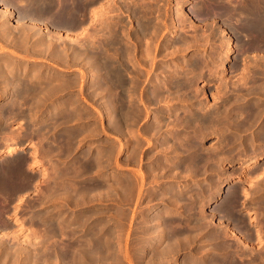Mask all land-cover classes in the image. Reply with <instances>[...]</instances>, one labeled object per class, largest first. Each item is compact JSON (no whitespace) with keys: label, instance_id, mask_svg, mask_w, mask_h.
Returning a JSON list of instances; mask_svg holds the SVG:
<instances>
[{"label":"rangeland","instance_id":"rangeland-1","mask_svg":"<svg viewBox=\"0 0 264 264\" xmlns=\"http://www.w3.org/2000/svg\"><path fill=\"white\" fill-rule=\"evenodd\" d=\"M107 1L108 0H105V1H103V0H98V2L96 1V5L95 4H93L92 5V7H90V9L91 10H93V11H95L96 13L100 10L99 8L101 7V5L103 4V9H105V10H107L106 9V7H109V6H106L105 7V5H110V4H112V9H108V14L106 15H104L105 16V18L103 17V16H101L100 18H96L97 16L96 15H94V16H96L95 18H94V16L92 15L91 17H90V19L96 24V25H94V23L92 22V24H90L91 25V27H92V30H93V27H94V30L95 29H97V28H99L100 27V25H98L97 26V22H98V24L100 23V24H102V23H104V24H102V25H111L110 23H114V25L116 26H114L113 25V23H112V26H110L111 28H114L116 31L115 32H117V31H119L117 34L119 35H123L124 36V38L126 39V37L128 38V39H126V41H127V43H128V45L130 46V47H134V51H135V54H133V61L132 62H134V61H136V62H138V64L140 63V59H143V61H142V63H140V64H145V62H144V57L146 56V54L147 53H149L148 55H150L148 58H150L151 57V55L153 56L154 55V60H152L151 61V59H150V61H149V59H148V63H150V64H147V65H149V67L147 68L148 70H147V72H149V71H151V72H149L148 74H146L145 73V75H144V71L146 70V67H147V65H146V67L145 66H139V67H136V70L138 69V68H140V69H138V70H142V71H139L140 72V74H141V76H139V78H138V81L136 82V91L134 90V91H132V93H131V91H129V90H131V89H128V87L126 88V90H123V92H125V94L123 93L122 94V97L123 98H125L127 101H128V108L126 109L127 111V113H125L124 112V110L122 109V108H124L123 106H125V105H123L122 104V115H121V117L122 118H125L124 120H122V118H121V120H120V122H121V124H126V125H124V127L122 128V125L121 124H119V126L121 125V127H120V129H121V134H118L115 130H114V128H113V126H111L112 124H113V122H112V119H109V115H108V111L106 110V108H107V106H105V105H108V99H107V97H110L111 95L109 94V93H107V92H105L104 90L103 91H100V93L98 92V93H95V94H98V95H95L94 94V92H90V90H87L86 88H87V86H88V84L87 83H85V82H83L84 80H85V77H84V75H83V70H81L80 68H82L83 69V62L84 61H82V59L80 60L79 59V57L77 56V54H78V49H80V48H82V46H83V43H84V41H85V34L86 33H88V30H89V33H92L93 31L89 28V26L87 27V30L86 31H83V30H81V28L79 29V28H77V29H72L71 31L73 32H71L70 33V31H69V33H67V34H69V37H68V35L65 33V32H62V33H58V32H56L55 31V29L53 28H48V31L50 30V31H52L53 30V32H54V39L56 40V41H58L57 42V45H59V44H63L64 45V47H66V49H68V48H77V50L75 51L74 49L73 50H68V58L69 59H71L72 58V56H73V54L75 55L76 54V56H73V57H75V58H72V60L73 61H71L72 63L74 62V64H70L71 62L69 61L68 63V66L67 65H64L63 67H62V65H63V63L61 64V67H58L59 69H60V75L59 76H57V77H54L55 78V80H54V78H53V80H54V82L53 81H51V82H48V83H46L47 85H49V83L52 85V84H54V85H52V87H54V89L52 88L51 90H49L50 92H48V90H46V91H44V96H45V94L46 93H48V94H46V96H48L47 98L46 97H44L43 96V99L41 98L40 99V102H38V107H35L34 109H32V111H34L33 112V115L31 114L30 115V118H35V119H33V120H31V121H33L34 123H33V127H39V126H44V125H46L45 123H47V121H48V119H51V118H54V117H57V116H60L61 114H63L62 115V117L64 118L65 116H66V121L64 122H62V125H63V129L65 130H67V135H68V139L67 140H69V146L71 145V147H70V149H68L69 151L71 150V154L69 155V154H67V152L68 151H66V156L65 157H69L68 158V160H67V158H66V161L65 162H61L63 165H64V167L62 168V169H60V168H58L59 166V164L58 165H54V166H52V167H49V169H47V174L46 175H44L45 177H47L45 180H43V182L42 183H44V184H46L47 186H49V185H51V184H55V183H50V181L52 180V179H54V178H52L54 175H55V172L57 171V172H61L63 169H65V171H66V168L68 167V166H70V165H72V166H70L71 167V169H72V172L71 173H69V174H67L66 172H64V170H63V172L64 173H61V175H62V178H63V183H64V185L66 184V186H64L62 183V186H63V189L65 190V188L67 189L66 191H68V189L70 188V191H73L74 189L75 190H77L78 191V194H79V196L81 197H79V199L81 200V201H83L84 199V201L87 203V205H86V203L83 201V203H85L84 205L85 206H81V205H83V203L78 199L77 201H76V198L75 197H73V201L74 202H78V203H81L80 205L77 203V208H76V204L74 203L73 204V201H70V202H72L71 203V206H72V204H73V208L70 206V203H68L69 202V200H68V194H65V192H64V190H63V192L62 193H64V194H62L61 195V193H60V195L59 194H46L45 196V202L46 203H43L42 204V206H44V208L42 209V212H47L48 211V213H46L45 215H44V217L45 218H43V220H44V224H50L49 226L53 229L54 227V229L56 230V232L58 231V233H56L57 234V236L54 234L53 236H55L56 238L57 237H59V238H53V236H52V238L55 240L56 239V241H54L53 239H50V237L49 236H51V234H52V230H51V228L50 229H48L49 227H47V229L45 228V230H44V232L46 231V232H48V233H46L45 232V234H44V236H43V231L40 229L41 227L40 226H36V228L35 229H32V226H28V228H26V226H25V224H22V225H16V226H14V227H11V228H9V227H6V228H4V229H0V233L3 231V230H5V231H3L2 232V234L0 235V264H33L34 262V264H39V263H43V264H47V261H48V264H58L59 263V261H60V263L61 264H70V263H73L72 262V260H73V258H74V256L76 257V255H78V253L79 252H81V251H83V254H82V252H81V254L82 255H84V254H87V255H85L84 257H85V259H87V260H91V259H93V256H91V254H89L90 253V250H88L89 249V247H88V241H89V246H93V244H95L96 245V243H97V241L96 240H99V241H101V242H99L98 241V243H100V244H98L97 243V245L98 246H100V248H101V251L102 252H104V253H102L103 254V256H105V259H103V260H105V261H107L108 263H110V261H111V263L112 264H136V262H137V260L136 259H138V264H150L151 262V259H152V256H153V254L155 255L156 253L158 254V253H160V251H163V250H166L167 249V242L165 241L164 243H161V244H159V245H156V247L154 248H152V247H150V245H151V238L149 237L148 238V236H147V238H146V236H145V234H144V232L145 231H147V230H145L146 229V223H148L149 221V219L148 218H151L152 216H153V214H155L157 211H159V210H161V208L160 207H164V203L167 201V199H164V196H162L163 195V192L169 187V186H171V185H173V184H176V185H179V187L184 191V195H182V200L186 197V198H189V199H195L196 197L195 196H199V198L200 199H203L204 201L202 202L201 200L199 201V200H192L195 204V206H201L200 204H202V206L204 207H202L203 208V211L205 212H203L204 213V222L206 223V224H204V222H203V224L204 225H202L201 226V229H199L198 227V225H195V224H192L194 221H195V219L194 220H192V221H189V223H187V224H185L186 222H188V221H186L185 220V218H187L188 216H187V212H186V210H185V206L183 205V202L185 203V199L183 200V202H182V200H181V206H180V208L178 209V212L181 210V217H182V219H183V223H182V225H183V227H185V228H183V229H187V227H188V229L187 230H191V228L193 227V233H194V235L192 236V232L191 231H189V233L188 234H190V237H192V238H190V240L193 242L194 240H195V238H197V236L199 237V238H197L193 243L190 241V242H188V243H190L189 244V248L187 247V245H188V243H186V245H184V244H182L181 245V247H178V249H176V250H181L182 251V249H183V251L181 252H178V251H174V252H177V254H175L174 252L172 253V254H175V255H172V256H175V257H171L172 258V260H170L171 258L169 257L168 258V260H170V262L169 261H165L164 263H162L161 261L160 262H157V261H155V260H153V262H154V264H166V262H167V264H206V263H209L210 262V258L213 256H216V254H217V252L219 251V249H221V251H220V253H223V254H221L223 257H228V256H230V255H232L233 253H234V251H236V250H240L239 251V256H240V258L242 259L243 258V260L241 261L242 263H244V264H255V263H257V264H264V259L263 258H259V256L260 257H264V211L262 210V208H264V188L263 187H260L261 186V184L263 183L264 184V157H262V159H260V160H258L256 163H254V164H252V165H250V162L252 161V160H254V158H258V157H261V156H263L264 155V139H261L260 137H258V138H256L255 139V141L253 140L252 142L250 141V138L249 137H251V131L252 130H250V131H247L246 133H245V135L243 134V139L241 140V141H239V139H237V143L236 142H234V141H226L227 139L225 138L224 139V137H225V133H227V135L229 134V133H231V132H233V129H234V131H235V129H237V126L235 127V126H233L234 124H236V123H239V124H236V125H240V124H242V120H243V113H245V112H243V110H246V108L247 109H249L250 110V108L253 110H261L262 109V111L264 112V51H260V53L262 54V55H258V57H257V55H254L253 57H246L245 58V63H244V65H242V67H243V70L241 71V73H240V78L239 79H237L238 81H240V82H238V81H236V82H231V79H233L232 77H228L230 74L229 73H225V61H226V64H228L229 63V58L234 54V53H236V55H238L239 53H240V51H241V49H243L244 48V46H245V44H248L249 42L251 43V41L249 40V37L244 33V31H242L241 30V28L240 27H238V28H240V29H238V31H235V30H237L236 28H237V26H228V25H224L223 24V22H222V20H220V18L219 17H217V16H214V18H212L211 16H209L210 17V19L212 20H210L209 19V17H202V16H198V18H197V20L195 21V17L193 16L192 17V14L190 13V10H189V8H192V6H194V5H197V1L196 2H193V0H179L178 2H177V0H158V2L159 3H154V2H157V0H141V1H143L142 3L144 4V6L147 8L148 7V5L149 6H152V8L150 7V8H147V9H149V10H147V20L149 21V20H152V19H154V20H152V22L151 21H149L150 22V24H152V26H153V24H154V22H155V20H156V22L158 21L159 22V24L158 23H156L155 22V24H154V26L155 27H161L159 30L160 31H158V34L155 36L156 37V40L154 41L153 39L155 38H153L152 40H151V38L150 37H144V38H139L138 37V35H137V33H135V31L136 30H138L137 28H138V25H137V21H135V20H137L138 19V17H136V16H139L138 14L139 13H137V15L136 14H133V12L131 11L138 3H139V0H133V1H131V0H126V5H124V6H122L121 7V4H125V0L123 1V0H109L108 1V3H107ZM120 1H122V2H120ZM128 1V2H127ZM136 1V2H135ZM147 2V4H146V2ZM152 2V3H150L149 4V2ZM180 1H181V3H180ZM183 1V2H182ZM240 2H241V0H239ZM238 1V2H239ZM102 3V4H100V3ZM106 2V3H105ZM239 2V3H240ZM104 3H105V5H104ZM121 3V4H120ZM134 3V4H133ZM135 3H137V4H135ZM178 3H180L179 5H178ZM195 3V4H194ZM120 4V5H119ZM132 4V7L131 6H129V5H131ZM155 4H157V5H155ZM100 5V6H99ZM127 5H128V7H129V9H127L128 7H127ZM176 5H177V7H176ZM156 6V7H155ZM99 7V8H98ZM110 7H111V5H110ZM113 7H115V10H114V8ZM126 9V10H122V9H124V8ZM153 7H155L154 9H153ZM158 7V8H157ZM180 9H179V8ZM93 8V9H92ZM95 8H97V9H99V10H97V9H95ZM118 8V9H117ZM120 8H121V10H120ZM157 8V10L160 12H158L157 10H155ZM160 8V9H159ZM151 9H153V10H151ZM117 10V11H116ZM175 10H177V11H179V12H182V13H180L182 16H184V17H186V19L187 20H185V23H187V24H183V25H180V24H178V23H176L177 22V20H176V22H175V19L174 18H177V17H175ZM150 11V12H149ZM151 11H152V13H151ZM157 11V12H156ZM187 11H189V12H187ZM129 12H131V13H129ZM151 14V16H150V18H149V15ZM157 13H159V14H157ZM162 13V14H161ZM186 13H187V15H186ZM0 14H2V13H0ZM118 14V15H117ZM152 14H154V17H153V15ZM158 16H157V15ZM131 15H133L132 17H131ZM171 15V16H170ZM158 18H157V17ZM161 18H163V19H161ZM192 17V19H190L191 17ZM1 17V16H0ZM14 16L12 15V16H10V18L8 19V20H10L9 22H10V28H11V26H13V28H11V29H13L14 30V28H15V30L14 31H16V32H18V31H20L19 29H17L16 28V24H15V17L13 18ZM99 17V16H98ZM122 17V18H121ZM152 17V18H151ZM201 17H202V19H201ZM95 19V20H93V19ZM108 18H110V19H108ZM134 18V19H133ZM156 18V19H155ZM160 18V19H159ZM217 18V19H216ZM112 20L111 22L110 21H108V20ZM171 19V20H170ZM185 19V18H184ZM96 20H98V21H96ZM104 20H105V22H104ZM119 20V21H118ZM132 20V21H131ZM161 20V21H160ZM164 22H163V21ZM211 22H210V21ZM216 20V21H215ZM96 21V22H95ZM108 21V22H107ZM115 21V22H114ZM117 21V22H116ZM121 21H122V23H121ZM154 21V22H153ZM188 21V22H187ZM193 21V23H192V26H190L191 24H189V22L191 23ZM199 23H198V22ZM208 23H207V22ZM121 24H120V23ZM161 22V23H160ZM170 22H172V24H170V25H168V23H170ZM195 22V23H194ZM202 22V23H201ZM11 23H12V25H11ZM118 23V24H117ZM198 23V24H197ZM156 24H158V25H156ZM161 24H162V26L165 28V30L164 29H162V26H161ZM200 24V25H199ZM203 24V25H202ZM210 25L209 27V29L208 28H206L207 27V25ZM213 24V25H212ZM217 26H216V25ZM221 24V27H219L218 25H220ZM94 25V26H93ZM118 25H121V26H118ZM123 25H125V28H124V26ZM166 25H168V26H166ZM188 27V28H186V26ZM199 25V26H198ZM95 26H97V27H95ZM114 26V27H113ZM172 26L175 28V29H173V30H171L172 29ZM179 26V27H178ZM185 28H184V27ZM194 26V28L195 27H197V29H195L194 31H192L193 30V27ZM204 26H206V27H204ZM226 26V27H225ZM229 28H228V27ZM118 27V28H117ZM121 27H123V28H121ZM135 27V28H134ZM168 27H169V30H168ZM182 27L184 28V30L182 29ZM218 27V30L216 29L215 30V28H217ZM224 27V28H223ZM171 28V29H170ZM178 28V29H177ZM181 28V29H180ZM214 28V29H213ZM219 28H221V29H219ZM227 28H228V31H227ZM232 28V29H231ZM235 30H234V29ZM118 29V30H117ZM125 30L124 32H122V30ZM132 29V30H131ZM136 29V30H135ZM167 29V30H166ZM191 29V30H190ZM204 29V30H203ZM212 29V30H211ZM226 29V31H224ZM18 30V31H17ZM37 30H38V32H41V33H38L37 32ZM77 30V31H76ZM79 30V31H78ZM91 30V31H90ZM176 30V31H175ZM223 30V31H222ZM81 31V32H80ZM84 33H83V32ZM131 31H132V33H131ZM174 33H173V32ZM205 31V32H204ZM208 32V34H207V32ZM214 31H217L215 34L216 35H214ZM221 32V34H220V32ZM229 31H234V32H230L229 33ZM15 32V33H16ZM56 32V33H55ZM80 32V33H79ZM101 31H99V35H101V36H99V43H104L105 41H103V39H105V34H107V31H102L103 32V34H102V32L100 33ZM126 32V33H125ZM133 32H134V34H133ZM161 34H160V33ZM172 32V33H171ZM195 32H197V33H195ZM204 32V34H202ZM225 33V34H222V33ZM237 34H236V33ZM38 33V34H37ZM123 33V34H122ZM206 33V34H205ZM214 35H212V34ZM238 33H239V35H238ZM240 33H243V34H245V35H243V34H240ZM19 34H21V31L19 32ZM25 34H27V35H29L30 34V32H29V34L27 33V31L25 32ZM32 34V33H31ZM30 34V37H31V40L29 41L28 40V42H31L32 41V39L35 37V36H33V34L34 35H36V36H38V35H43L42 34V30L41 29H37L36 28V31H34V33L31 35ZM57 34H59V35H57ZM64 34H65V36H66V38L68 39H71V40H74L75 38L74 37H76V41H74L75 43L76 42H78V43H74L73 41V43H71V41H67V39H66V41H65V36H64ZM82 34V35H81ZM128 34V35H127ZM194 34V35H193ZM200 34V35H199ZM229 34V36L232 38V40H231V43H230V45L229 46H227L228 44L226 43V46H225V42H226V35H228ZM232 34V35H231ZM236 34V35H235ZM56 35H57V37H56ZM71 35V36H70ZM80 35V36H79ZM102 35H104V36H102ZM132 35H134L133 37H132ZM181 35V36H180ZM197 35L199 36V37H197ZM203 35H205L204 37H203ZM215 37V40L213 39V37ZM220 35V36H219ZM221 35H224L225 37H223L222 38V36ZM243 35V36H242ZM2 36V34H0V44L1 45H3L2 43L4 42V39L1 37ZM33 36V37H32ZM58 36H59V39H58ZM78 36V37H77ZM159 36V37H158ZM183 36V37H182ZM191 36H193V38H194V41H192L193 40V38H191ZM234 36V37H233ZM239 36V37H238ZM247 36V37H246ZM82 37V38H81ZM96 37H97V39H96ZM95 38H94V40H96V42L94 41V43L95 44H97V40H98V36H96ZM102 37V38H101ZM180 38V40H179V38ZM202 37V38H201ZM211 37V38H210ZM219 37V38H218ZM237 37V38H236ZM241 37V38H240ZM57 38V39H56ZM61 38V39H60ZM62 38H63V42H62ZM74 38V39H73ZM84 38V41L82 40ZM132 38V39H131ZM135 38H137V39H135ZM147 38V39H146ZM197 38V39H196ZM205 38H207V39H205ZM208 38H209V40L210 41H208ZM220 39V40H218V39ZM245 38V39H244ZM145 39V40H144ZM149 39H150V41H149ZM184 39V40H183ZM186 39H187V41H186ZM206 40V43H205V40ZM222 39V40H221ZM223 39H225V40H223ZM240 41V39H241V41H243V42H241V43H239L238 45H236L235 43L236 42H238V40ZM6 40V39H5ZM102 40V41H101ZM105 40H107V39H105ZM134 41V43H133V41ZM138 40H140V41H138ZM143 40V41H142ZM146 40H148V41H146ZM172 40V41H171ZM181 40H183V41H185V43H182L181 44V42H178V41H181ZM197 40V41H196ZM203 40V41H202ZM244 40H246V41H248V42H246V41H244ZM1 41H2V43H1ZM60 41H61V43H60ZM92 41V42H93ZM136 41H138V42H136ZM213 41V42H212ZM215 41H216V43H215ZM65 42V43H64ZM88 42H90L91 43V41H89L88 40ZM132 42V43H131ZM139 42H140V44H141V46H140V44H139ZM149 42V43H148ZM169 42H171V43H169ZM176 42H178V43H180V44H176ZM193 42V43H192ZM197 42V43H196ZM202 42H204V43H202ZM210 42V43H209ZM212 42V43H211ZM220 44H219V43ZM222 42V43H221ZM246 42V43H245ZM59 43V44H58ZM67 43H69V45H67ZM72 45H71V44ZM144 45H143V44ZM150 43H154V45L153 44H151L150 45ZM162 43V44H161ZM167 43V44H166ZM187 43V44H186ZM188 43H190V44H188ZM201 44V46L199 45V44ZM244 43V44H243ZM65 44H66V46H65ZM139 44V45H138ZM149 44V45H148ZM166 45V47H164L165 45ZM172 44V45H171ZM175 44V45H174ZM183 44H184V46H183ZM208 44V45H207ZM241 44H243V45H241ZM0 45V47H2ZM61 45H59V46H57L58 48H60L61 47ZM62 45V46H63ZM135 45V46H134ZM155 45H157V46H155ZM171 45V46H170ZM177 45V46H176ZM187 45V46H186ZM217 45H218V47H217ZM238 46V47H235V46ZM68 46V47H67ZM76 46V47H75ZM79 46V47H78ZM152 46V47H151ZM160 46H161V48H160ZM169 46V47H168ZM172 46H174V47H172ZM180 46H182V47H180ZM186 46V47H185ZM189 46H190V49H188L189 48ZM193 48H192V47ZM197 46H200V48L198 47L197 48ZM223 46V47H222ZM234 46V47H233ZM243 46V47H242ZM143 47V48H142ZM147 47H148V51H147ZM150 47H151V50H149L150 49ZM155 47H157L156 48V50H155ZM172 47V48H171ZM184 47V48H183ZM221 47H222V49H221ZM240 47V48H239ZM7 48H9V49H12V48H10V47H7ZM7 48H5L4 50H0L1 52V54H0V57H9V54L7 53V52H10L11 50H9V49H7ZM139 48V49H138ZM164 48V49H163ZM177 48H179V49H183V52H182V50H180V51H178L179 49H177ZM227 48V49H226ZM229 48V49H228ZM136 49V50H135ZM145 51V53L143 52V50ZM175 49H176V54L173 52V51H175ZM184 49H188L187 51L185 50L184 51ZM217 49H219V50H217ZM153 50V51H152ZM227 50H228V53H227ZM230 50V51H229ZM237 52H236V51ZM6 51V53H4V52ZM12 51H13V49H12ZM67 51V50H66ZM75 51V52H74ZM81 50H79V52H80ZM136 51H138V53L136 52ZM141 53H140V52ZM147 51V52H146ZM218 52L217 54L215 53V52ZM220 51V52H219ZM224 51V52H223ZM234 51V52H233ZM16 52H19L20 54L18 55V57H9V60L10 59H12V60H10V61H13L14 60V63H16V61H20V59H18V58H23V59H26V58H28V56H29V59H30V57L32 58L33 56H35L34 58H32V59H26V62L25 63H28L29 64V66H31V65H33L34 64V61H35V63H44V61H41V60H43L44 58H42V59H40L41 57H42V55H40L41 57H39V56H36L37 54H29L27 57L25 56H23V57H19L20 55H21V51H16ZM74 52V53H73ZM77 52V53H76ZM152 54H151V53ZM153 52H155L154 54H153ZM159 54H158V53ZM170 52H172V53H170ZM209 52V53H208ZM71 53H73V54H71ZM81 53V52H80ZM79 53V54H80ZM137 53V54H136ZM212 53L214 54V56H212ZM225 53L227 54V55H225ZM3 54V56H1ZM5 54H6V56H5ZM163 54V55H162ZM165 54V55H164ZM208 56H207V55ZM224 54V55H223ZM22 55H23V53H22ZM70 55H72L71 57H70ZM140 55V56H139ZM160 56V58L161 59H159V57L158 56ZM166 55H168V56H166ZM170 55H171V57L172 58H170ZM220 55V56H219ZM222 55L224 56V57H222ZM136 56L138 57L139 56V60H138V58H136ZM167 58H166V57ZM203 56V57H202ZM260 56V57H259ZM262 56H263V58H262ZM37 57V58H36ZM39 57V58H38ZM142 57V58H141ZM158 57V58H157ZM197 58V59H194V58ZM207 57V58H206ZM222 57V58H221ZM239 56H237V57H235V60H236V58H238ZM37 60H36V59ZM46 58H48V57H46ZM135 58H136V60H135ZM152 58V57H151ZM157 58V59H156ZM163 58V59H162ZM204 58H205V60H204ZM209 58V59H208ZM219 58H221V59H219ZM261 60H260V59ZM17 59V60H16ZM33 59H35V60H33ZM40 59V60H39ZM156 59V60H155ZM203 59V60H202ZM216 61V62H214V60ZM224 59V60H223ZM77 62H76V61ZM157 60H159V61H157ZM163 60V61H162ZM202 60V61H201ZM207 60V61H206ZM213 60V61H212ZM247 60V61H246ZM258 60V61H257ZM3 60L0 58V62H2ZM32 61V62H31ZM38 61H40V62H38ZM194 61H196V62H194ZM198 61V62H197ZM200 61V62H199ZM220 61V62H219ZM4 62V61H3ZM22 62V61H21ZM30 62V63H29ZM75 62H76V64H75ZM81 62V63H80ZM191 62H193L192 64H191ZM205 64H204V63ZM214 62V63H213ZM217 62H219V63H217ZM252 62H254V63H252ZM23 63V66L22 67H20V72H22L23 71V67H24V62H22ZM49 63H51L53 66H54V64L52 63V62H49ZM83 63V64H82ZM158 65H157V64ZM177 63V64H176ZM203 63V65H201V68H200V64H202ZM209 65H208V64ZM212 63H213V65H212ZM247 63V64H246ZM8 64H11L10 62L8 63ZM139 64V65H140ZM156 64V65H155ZM188 64V65H187ZM198 64H199V66H198ZM207 64V65H206ZM215 64H216V66H215ZM218 64V65H217ZM70 65V66H69ZM154 65V66H153ZM197 65V66H196ZM205 65H206V67H205ZM72 66V67H71ZM76 66V67H75ZM172 66V67H171ZM177 66V67H176ZM189 66H190V68H189ZM194 66H196V68L194 67ZM209 68H208V67ZM214 67V68H212V67ZM222 66V67H221ZM246 66V67H245ZM248 66V67H247ZM80 67V68H79ZM157 67H158V69H157ZM171 67V68H170ZM180 67V68H179ZM182 67V68H181ZM192 67V68H191ZM256 67V68H255ZM22 68V69H21ZM66 68V69H65ZM145 68V69H144ZM150 68L152 69V70H150ZM164 68V69H163ZM166 68H168V71H167V69ZM174 68H176V72L177 73H179L180 74V78H182V79H184L183 77H185V79L184 80H189V82H192L191 80H193V82H194V84H193V82H192V84H193V86H194V88H193V86L192 87H190L189 89H188V94H189V96L188 95H186L187 93H183V94H181V92L180 91H177L176 89H174V90H176V91H174L173 89H172V87H173V84H172V81L174 80V78L173 77H176L177 75V73L176 72H174L175 70H174ZM178 68V69H177ZM185 68V69H184ZM207 70H210V71H207L206 72V69ZM220 68H221V70H220ZM245 68V69H244ZM251 68V69H250ZM55 69V68H54ZM62 69V70H61ZM65 69V70H64ZM144 69V70H143ZM161 69H163V70H161ZM195 69V70H194ZM198 69V70H197ZM204 69V70H203ZM213 70V72H212V70ZM218 69V70H217ZM34 70H36V69H31V73L29 72V74H32V73H36ZM63 70H64V72H63ZM157 70V71H156ZM159 70H161V72L159 71ZM164 70H166V71H164ZM191 70V71H190ZM200 70V71H199ZM244 70H246V71H244ZM32 71H34V72H32ZM164 73H163V72ZM171 73H170V72ZM204 71V72H203ZM257 71V72H256ZM63 72V73H62ZM142 72V73H141ZM146 72V71H145ZM153 72V73H152ZM167 72V73H166ZM181 72V73H180ZM190 72H192V73H190ZM195 72V73H194ZM197 72V73H196ZM198 72H202V74L203 75H201L202 77L205 75V76H207V74H209V75H213V76H208V77H200V74L199 75H196V74H198ZM212 72V73H211ZM221 72V73H220ZM247 72H249V73H247ZM41 73H43L44 74V71H42ZM127 73V72H126ZM154 73H157V74H154ZM159 73V74H158ZM173 73V74H172ZM205 73V74H204ZM211 73V74H210ZM255 73V74H254ZM82 76V78H81V76ZM135 73H133L132 75H134ZM154 74V75H153ZM162 74H165L164 76L162 75ZM167 74V75H166ZM169 74H170V77H169ZM185 74H187V76L185 75ZM194 74V75H193ZM243 74H244V76H243ZM64 75V76H63ZM147 75L149 76V77H147ZM157 75V76H156ZM175 75V76H174ZM182 75H183V77H182ZM251 75V76H250ZM67 76V77H66ZM80 76V77H79ZM142 76H145V77H142ZM151 76H153L152 77V80H150L151 79ZM156 78H155V77ZM172 76V77H171ZM190 76V77H189ZM192 76V77H191ZM199 76V77H198ZM224 76V77H223ZM242 76H243V78H242ZM62 77V78H61ZM74 77H77V78H75V80H76V82H75V80L73 79ZM79 77V78H78ZM142 77V78H141ZM159 77V78H158ZM165 77V78H164ZM187 77V78H186ZM188 77H189V79H188ZM194 77V78H193ZM56 78H60V83L61 84H59L60 85V87L58 88V84H56L57 82H58V79L56 80ZM72 78V79H71ZM128 78H133V80H135V78L134 77H128ZM147 78V79H146ZM154 78L155 79H158L159 81H158V83H157V85H156V88H155V90L156 91H160L161 90V95H160V93H158V92H156L155 90H154V87L152 86L153 84H154ZM161 78V79H160ZM205 78V79H204ZM218 78V79H217ZM221 78V79H220ZM224 78V79H223ZM260 78V79H259ZM62 79V80H61ZM69 79L71 80V81H73V83H75V85L73 84V83H68V82H71V81H69ZM82 79H83V81H82ZM143 79V81H141ZM167 79H168V81H170V82H168V83H166L165 84V82H167ZM214 79L216 80V82L214 81ZM243 79V80H242ZM247 79V80H246ZM63 80H65V81H63ZM68 82H67V81ZM81 80V81H80ZM163 80V81H162ZM202 80V81H201ZM220 80L222 81H224V83H223V81L222 82H220ZM247 82V84H245L246 82ZM57 81V82H56ZM62 81H63V83H62ZM77 81H79V82H77ZM139 81H141V83H139ZM149 81H150V84H149ZM205 81V82H204ZM220 83H219V82ZM228 81H229V84H227L228 83ZM253 81H255V82H253ZM262 81V82H261ZM165 84H163V83ZM238 82V83H237ZM251 82H253L252 84H251ZM59 83V82H58ZM64 83H65V85H68L67 87L64 85ZM147 83V84H146ZM152 83V84H151ZM208 83V84H207ZM222 83V84H221ZM233 83H234V85H236V88H234V85H233ZM236 83V84H235ZM243 83L245 84V85H243ZM249 83V84H248ZM74 85V87H73V85ZM77 84H78V86H77ZM147 86V87H145V85ZM160 84H162L161 86H159ZM191 84V85H192ZM219 84H221L222 86H220ZM224 84H226V85H224ZM238 84V85H237ZM240 84V85H239ZM255 85V86H251V87H249V86H247V85ZM57 85V86H56ZM72 85V88L70 87ZM139 85V86H138ZM214 85H218L219 87H217V88H214L213 86ZM63 86V87H62ZM64 86H65V88L66 89H64ZM83 87V88H80V87ZM138 86V87H137ZM161 87V88H159L158 89V87ZM227 86V87H226ZM246 88V91L247 92H249V94H250V96H248L247 97V95H249L246 91H244L245 89H244V87ZM0 87L2 88V86H1V84H0ZM105 87V86H104ZM104 87H102V88H104ZM140 87H141V90H139L140 89ZM163 87V88H162ZM165 87V88H164ZM171 87V88H170ZM221 87V88H220ZM222 87H223V89H222ZM224 87H225V90H224ZM242 87V88H241ZM57 88V89H56ZM63 88V89H62ZM137 88H139V89H137ZM146 88V89H145ZM191 88L192 89H195L196 90V88H197V90L199 89V90H201V91H193V90H191ZM219 88H220V90H219ZM226 88H228V89H230V91L228 90V92H227V89ZM238 88H240V90L242 89H244L243 91H240ZM254 88V89H253ZM263 88V89H262ZM59 89V90H58ZM70 89V90H69ZM72 89V90H71ZM81 89V91H79ZM87 91H86V90ZM128 89V90H127ZM152 89V90H151ZM165 89H167V90H165ZM170 89V90H169ZM173 91H172V90ZM223 91H222V90ZM234 89V90H233ZM54 90H56V92L54 91ZM58 90V91H57ZM65 92H64V91ZM84 90H85V92H84ZM137 90H139L138 92L140 93H138L137 92ZM151 90V91H150ZM153 90L155 91V92H153ZM164 90V91H163ZM231 90H233L232 92H231ZM239 90V91H238ZM251 90H253V91H251ZM54 91V92H53ZM61 91V92H60ZM83 91V92H82ZM99 91V90H98ZM128 91V92H127ZM148 92V94H149V96H148V94H147V92ZM167 91V92H166ZM169 91H170V93H169ZM191 91V93H189ZM225 91V92H224ZM238 91V92H237ZM251 91V92H250ZM258 91H259V93H258ZM63 92V93H62ZM88 92V93H87ZM96 92H97V90H96ZM146 94H145V93ZM152 92V93H151ZM165 94V96H164V94ZM179 92H180V94H179ZM193 92L196 94L195 96H194V94H193ZM197 92H199V93H197ZM201 92V93H200ZM203 92V93H202ZM204 92H205V94H204ZM218 92H220L219 94H218ZM238 93V95L236 96V94ZM256 92V93H255ZM4 92H3V88H2V92H1V89H0V106H2L3 104L2 103H4L5 101H6V99H5V97L3 96V95H1V94H3ZM56 93V95H54ZM57 93H58V95H57ZM77 93H79V94H77ZM80 93H81V95H80ZM85 93V94H84ZM92 93V94H91ZM101 93H102V95H101ZM127 93H129L128 95L129 96H132V95H134V96H132V97H129L128 95H127ZM157 93V94H156ZM169 93V94H168ZM174 93V94H173ZM177 93V94H176ZM225 93H228V94H225ZM231 93H232V95H231ZM239 93H242V94H244V95H240L239 96ZM247 93V94H246ZM254 93V94H253ZM54 95L56 98H57V100H56V98L54 97V96H51V95ZM65 94V95H64ZM76 94V95H75ZM91 96H90V95ZM143 94H145L144 95V99H143ZM157 96H156V95ZM160 95V97H162V98H160L159 97V95ZM169 96H168V95ZM178 94H179V96H178ZM193 96H192V95ZM214 94V95H213ZM218 95V96H216V95ZM221 94V95H220ZM228 97H226L225 95ZM253 94V95H252ZM258 94V95H257ZM260 94V95H259ZM50 95V96H49ZM67 95H68V97H67ZM92 95H93V97H94V95H95V97L94 98H91L92 97ZM101 95V96H100ZM103 95H105V96H103ZM109 95V96H108ZM135 95H139V96H135ZM151 95V96H150ZM173 95V96H172ZM176 95H177V97H176ZM199 95V96H198ZM202 95H204L203 97H202ZM252 95V96H251ZM260 96V97H256V96ZM61 96V97H60ZM75 96V97H74ZM78 96V97H77ZM83 96H85V97H83ZM88 96H90V97H88ZM107 96V97H106ZM125 96V97H124ZM148 98H147V97ZM156 96V97H155ZM172 96V97H171ZM187 96V97H186ZM196 96H198V97H196ZM206 96V97H205ZM221 96H223V97H221ZM233 96V97H232ZM235 96V97H234ZM242 96V97H241ZM55 99H53V98ZM77 97V98H76ZM87 97V98H86ZM135 97H139V100H137V99H135ZM150 97H152V98H150ZM154 97V98H153ZM158 97H159V99H158ZM166 97V98H165ZM169 97V98H168ZM174 97V98H173ZM206 99H205V98ZM238 97V98H237ZM240 97V98H239ZM263 97V98H262ZM52 98V99H51ZM66 98V100H70V102H66L64 99ZM71 98H74L73 100H72V102H71ZM98 98V99H97ZM102 98V99H101ZM128 98V99H127ZM134 98V99H133ZM150 98V99H149ZM168 98V99H167ZM183 98H185V99H188V100H185L184 101V99ZM191 98V99H190ZM231 98V99H230ZM236 98V99H235ZM256 98V99H255ZM262 98V99H261ZM51 101H53V102H51V105L53 106V108H51V109H47L46 108V106L45 105H48V102H50L49 100ZM63 99V100H62ZM75 99H77V100H75ZM80 99V100H79ZM124 99V100H125ZM129 99H131V103H129ZM147 99H149V100H151V99H154V100H151V101H149V100H147ZM157 99V100H156ZM162 99V100H161ZM163 99H165V100H163ZM170 99H172V100H170ZM190 99V100H189ZM195 101H194V100ZM220 99V100H219ZM258 99V100H257ZM260 99H261V101H260ZM42 100V101H41ZM48 100V101H47ZM76 102H75V101ZM78 100H79V102H78ZM105 100V101H104ZM125 100V104L127 105V101ZM136 100H137V102L139 103V101L141 100V104L139 105L137 102H136ZM146 100V101H145ZM158 100H160L158 103H160V104H158L157 103V101ZM166 100H168L167 102H166ZM169 100L170 101H172V103L170 104V102H169ZM179 100V101H178ZM197 100H200V101H197ZM230 100V101H229ZM234 100V101H233ZM243 101V103H242V101ZM82 101V102H81ZM84 101V102H83ZM134 101V102H133ZM147 101H148V103H147ZM155 103H157L158 105H156V104H154V102ZM181 101H182V103H181ZM187 101H189V102H187ZM202 101H203V103H202ZM241 101V103H239L238 104V102H240ZM247 101V102H246ZM251 101V102H250ZM263 101V102H262ZM56 102V103H55ZM59 102V103H58ZM62 102V103H61ZM63 102H66V105H65V103H63ZM74 102V103H73ZM136 102V105L138 106V108H137V106H135V103ZM144 102H146L145 104H144ZM152 102H153V104H152ZM163 102V104H161ZM166 102V103H165ZM174 102V103H173ZM180 102V103H179ZM183 102H184V104H183ZM186 102H187V104H186ZM199 102V104H197ZM226 102V103H225ZM236 102V103H235ZM250 102V103H249ZM254 102H257L256 104L254 103ZM74 105H73V104ZM75 103H77V104H75ZM82 103V104H81ZM85 103V104H84ZM165 103V104H164ZM168 103V104H167ZM202 103V104H201ZM247 103L248 104H250V106H251V104H252V106H254L253 108H252V106L251 107H247V106H249V105H247ZM254 103V104H253ZM259 103H261V104H259ZM37 104V103H36ZM61 107H59L58 105ZM62 104H64V105H62ZM67 104H68V106H67ZM69 104H71L70 106H69ZM104 104V105H103ZM134 104V106H132ZM144 104V105H143ZM150 104H152L151 106H148V107H154V108H156V109H154V108H148L147 107V105H150ZM238 104V105H237ZM55 105V106H54ZM78 105V106H77ZM79 105H81V106H79ZM103 105V106H102ZM129 105H131V106H129ZM162 105V106H161ZM171 105V106H170ZM196 105V106H195ZM204 105V106H203ZM222 105V106H221ZM256 105V106H255ZM259 105V106H258ZM44 106V107H43ZM57 106V107H56ZM63 106H66V107H63ZM72 106V107H71ZM176 106H177V108H176ZM200 106V107H199ZM57 108L56 110H55V108ZM77 107H78V109H77ZM85 107V108H84ZM105 107V110H103V108ZM142 107V108H141ZM148 109H147V108ZM175 107V108H174ZM179 107L181 108V109H179ZM186 107V108H185ZM197 107V109H195V108ZM199 107V108H198ZM241 107V108H240ZM245 107V108H244ZM260 107H261V109H260ZM59 108V109H58ZM66 108V111H68V112H66L64 109ZM79 108H80V111H79ZM136 110H135V109ZM166 108V109H165ZM174 108V109H173ZM188 108V109H187ZM202 108V109H201ZM204 108V109H203ZM206 108V109H205ZM208 108V109H207ZM243 108V109H242ZM45 109V110H44ZM46 109H47V111H46ZM72 109V110H71ZM76 109V110H75ZM83 109V110H82ZM134 109V110H133ZM144 109V110H143ZM146 109H147V112H146ZM154 109V110H153ZM160 109H163V110H160ZM176 109V110H175ZM187 109V110H186ZM197 110V111H194V110ZM231 109V110H230ZM238 109H240V112H236V111H238ZM242 109V110H241ZM43 110V111H42ZM64 110V111H63ZM71 110V111H70ZM74 110V111H73ZM78 110V112H77V114L76 113H74L75 111H77ZM162 111L161 113H160V111ZM175 112H174V111ZM185 110H186V113H185ZM200 112H199V111ZM204 111V113H203V111ZM213 111V113L211 112V111ZM219 114L220 113V115H218L215 111ZM236 110V111H235ZM40 111H41V113H40ZM70 111V112H69ZM73 111V112H72ZM89 111V112H88ZM107 111V112H106ZM155 111V112H154ZM173 111V112H172ZM177 111V112H176ZM179 111V112H178ZM193 112V114H192V112ZM219 111H222V112H219ZM52 114H51V113ZM54 112V113H53ZM60 112V114H58ZM84 112V113H83ZM87 112V113H86ZM124 112V113H123ZM129 112V113H128ZM139 112V113H138ZM144 112H146L145 114H144ZM157 112H159V114L157 115ZM163 112H166V113H163ZM170 112V113H169ZM233 112H235L234 114H231V113H233ZM40 113V114H39ZM48 113V114H47ZM70 113H73V114H75V115H72V114H70ZM132 113V114H131ZM190 113L195 117L196 115L198 116V114H200L199 116H201L202 114H206V115H211V114H213V115H211V118H213L212 120H215V118H216V116H217V118L218 119H216L215 121H214V124L216 125V123L217 122H219L220 120V122L219 123H217V125H216V128H215V126H213L215 129H213L212 128V132H207V131H204V129H202L201 128V125H200V123L198 122V121H196V122H193V116L192 115H190ZM202 113V114H201ZM216 113V114H215ZM70 114V115H69ZM101 114V115H100ZM123 114H125V115H123ZM129 114V115H128ZM133 114H135V115H133ZM144 116H142V115ZM154 114V115H153ZM156 114V115H155ZM161 114V115H160ZM185 114H187V115H185ZM231 114V115H230ZM241 116H240V115ZM243 114V115H242ZM47 115L49 116V117H47ZM54 117H53V116ZM127 115H128V117H131V119H128V117H127ZM138 115V116H137ZM140 115L142 116V117H140ZM148 115V116H147ZM153 115V117L151 118V116ZM160 115V116H159ZM178 115V116H177ZM216 115V116H215ZM229 115H230V117H229ZM234 115V116H233ZM38 116V117H37ZM69 116H70V118H69ZM72 116H74V117H72ZM107 116H108V118H107ZM161 116H162V118L164 117V119H162L161 118ZM172 117V118H167V117ZM173 116L174 117H176V118H173ZM190 118H189V117ZM213 116V117H212ZM215 116V117H214ZM221 116V117H220ZM223 116V117H222ZM240 116V117H239ZM243 116V117H242ZM37 117V118H36ZM44 117V118H43ZM72 117V118H71ZM76 117V118H75ZM79 117V118H78ZM138 117H140V118H138ZM156 119H155V118ZM179 117V118H178ZM184 119H183V118ZM225 117H227V118H225ZM235 117V118H234ZM238 117V118H237ZM39 118H40V120H39ZM48 118V119H47ZM142 118V119H141ZM148 118V119H147ZM158 118V119H157ZM160 118V119H159ZM178 118V119H177ZM192 118V119H191ZM219 118H220V120H219ZM45 119V120H44ZM55 119V118H54ZM87 119V120H86ZM135 119V120H134ZM137 119H139V121L137 120ZM145 119V120H144ZM154 119V120H153ZM188 121H187V120ZM226 119V120H225ZM228 119V120H227ZM234 119H236V120H234ZM240 119H242V120H240ZM75 120V121H74ZM128 120H131V121H129L128 122ZM156 120V121H155ZM159 120V121H158ZM165 122H167V123H169V124H167V123H165ZM177 120H181L182 121V123H183V125H182V123H181V121H180V123L177 121ZM224 120V121H223ZM231 120V122H229ZM232 120H234V122L232 121ZM54 121V120H53ZM109 121H111L112 123H110ZM133 121V122H132ZM162 121V122H161ZM178 122V123H176V122ZM189 122L190 123V125L189 124H187V123H185V122ZM195 121V120H194ZM217 121V122H216ZM228 121V122H227ZM236 121V122H235ZM108 122V123H107ZM123 122V123H122ZM139 122V123H138ZM224 122H227V123H224ZM233 122V123H232ZM241 122V123H240ZM75 125H74V124ZM134 123V124H133ZM135 123H137V124H135ZM151 123V124H150ZM154 123V124H153ZM160 123V124H159ZM162 123V124H161ZM185 123V124H184ZM196 123H198L197 125H196ZM222 123V124H221ZM223 123H224V126H226L225 128H227V129H229L228 130V132L224 129V126H223ZM229 123V124H228ZM38 124V125H37ZM129 124V125H128ZM132 124H133V126H132ZM147 124V125H146ZM149 124V125H148ZM164 124H165V127H164ZM191 124H193V126L191 125ZM228 124V125H227ZM18 125H20L19 123H15L14 125H11V124H9L8 125V132H9V128L11 127V126H15V127H17ZM109 125V126H108ZM152 125H155V126H152ZM161 125H163V126H161ZM168 125V126H167ZM172 125H174V126H172ZM177 125V126H176ZM198 126V129H201V130H198L197 129V127L196 126ZM200 125V126H199ZM232 125V126H231ZM110 126H111V128H110ZM126 126V127H125ZM146 126V127H145ZM158 126V127H157ZM172 126V127H171ZM191 128H190V127ZM195 126V127H194ZM228 126V127H227ZM230 126V127H229ZM28 128H29V124H28V126H27ZM153 127H157V128H159L160 129V133H158V135L157 134H155V135H151V134H149V132H148V129L147 128H153ZM161 127H163V128H161ZM168 127H170V129L168 128ZM173 127H175V128H173ZM177 127V128H176ZM219 127V128H218ZM223 127V128H222ZM234 127V128H233ZM14 128V127H13ZM111 130H110V129ZM129 128V129H128ZM133 128V129H132ZM144 128V129H143ZM183 128V129H182ZM190 130H192V131H194L195 133L193 134V132H191L190 134H187L188 132H189V129ZM233 128V129H232ZM86 129V130H85ZM123 129H125V131L126 132H124V130ZM161 129H163V130H161ZM166 129V130H165ZM169 129V130H168ZM222 129V130H221ZM230 129H232V130H230ZM114 130V132H116V134L114 133H112L111 131H113ZM181 130V131H180ZM221 132H220V131ZM75 131V132H74ZM188 131V132H187ZM201 131H202V134H201ZM204 131V132H203ZM214 131H217L216 133H214ZM222 131H226L225 133H223ZM231 131V132H230ZM256 131H257V128L255 129V130H253V133H256ZM7 132V131H6ZM129 132H131V133H129ZM135 132V136L132 134V133H134ZM169 132V133H168ZM177 132V133H176ZM187 132V133H186ZM200 132V133H199ZM219 132V133H218ZM11 133L13 134V132H9L8 134L9 135H11ZM125 133H127V134H125V137L123 136ZM129 133V134H128ZM165 133V134H164ZM176 133V134H175ZM179 133H180V135H179ZM183 135H182V134ZM221 133V134H220ZM123 134V135H122ZM164 135L163 137L161 136V135ZM168 134H169V136H170V138L168 137ZM171 134V135H170ZM186 134H187V136H186ZM217 134V135H216ZM127 135V136H126ZM136 135H137V138L138 139H135L136 138ZM143 135V136H142ZM182 135V138L184 139L185 138V140H182V138L180 137ZM195 137H194V136ZM198 135V136H197ZM250 135V136H249ZM129 136V137H128ZM131 136H132V138H131ZM173 136H174V139H173ZM175 136H178V138L177 137H175ZM219 136H222L221 138L219 137ZM11 137H12V135H11ZM115 137H117V138H115ZM122 137V138H121ZM165 137H167V142L165 143ZM188 137H190L191 139L189 140V142H191L192 143V146H193V151L191 152V155H190V157H193L194 155H195V151H196V153L197 152H199V151H201V150H206V151H209L211 154H213L214 156L212 157V164L214 163V165L212 166V164H211V168L212 169H207V170H205L204 168H203V170H202V165H198V166H200V167H198V168H194V166H192V164L189 166V168H188V164H189V161H187V153H186V151L184 150V148L187 146V144L189 143L188 141L186 142V139L188 138ZM220 139H219V138ZM13 139L15 138L14 136L12 137ZM129 138V140H131V143H129V141L127 142V143H129V144H127L126 145V141H127V139ZM134 138V139H133ZM140 138V139H139ZM162 138V139H161ZM171 138H172V140H171ZM200 138V139H199ZM202 138V139H201ZM238 138V137H237ZM9 139V138H8ZM123 139V140H122ZM225 141H224V140ZM246 139V140H245ZM249 139V140H248ZM258 139V140H257ZM147 140H149V141H147ZM161 140H163L164 141V143H165V145L163 144V143H161ZM199 140V142L202 140V142L201 143H198L197 141ZM245 142H244V141ZM257 140V141H256ZM263 142H262V141ZM185 141V142H184ZM220 141H222V142H220ZM249 141V142H248ZM52 143L54 142V143H56V141H54V140H52L51 141ZM50 142V143H51ZM149 142H151V143H149ZM154 142V143H153ZM155 142H157V143H155ZM160 142V143H159ZM194 142H195V145H194ZM225 142V143H224ZM240 142V143H239ZM246 142H248V143H246ZM259 142H261V143H259ZM49 143V142H48ZM118 143V144H117ZM177 143H178V145H177ZM179 143H182V144H180L179 145ZM185 143V144H184ZM226 143H230L229 145L228 144H226ZM236 143V144H235ZM251 143V144H250ZM254 143V144H253ZM257 143H259V146L257 145ZM67 144H68V141H67ZM124 144H125V146H124ZM150 144V145H149ZM153 144V145H152ZM155 144V145H154ZM199 144H201L200 146H199ZM220 144V147L218 146ZM151 145H152V147H151ZM157 145V146H156ZM176 146V147H181L180 149H179V153H180V159H179V161H177V163L175 164L176 166H174L173 168H171V166L169 167V166H167V164L165 165L162 161L165 159H167L168 158V156H170V155H172V153L170 152V147L171 146ZM225 145V146H224ZM226 145H228V146H226ZM239 145H240V147H239ZM241 145H246V146H241ZM253 145H254V147H253ZM262 145H263V148H262ZM119 146V147H118ZM123 146V147H122ZM129 146H132V147H129ZM167 146V147H166ZM231 146V147H230ZM247 146H248V149H247ZM251 146V147H250ZM257 146V147H256ZM73 147H75L74 149H73ZM91 147V148H90ZM220 149H219V148ZM228 147V148H227ZM232 147H234V148H232ZM246 147V148H245ZM253 147V148H252ZM61 148V147H60ZM88 150H87V149ZM127 148V149H126ZM152 148V149H151ZM162 148H165V151H161L162 150ZM169 150H168V149ZM206 148V149H205ZM218 148V149H217ZM222 148V149H221ZM242 148L245 150H243L242 151ZM4 150L6 149V148H3ZM3 149H0V151H2ZM73 149V150H72ZM86 149V150H85ZM90 149V150H89ZM198 149V150H197ZM215 149V151H213ZM217 149V150H216ZM230 149V150H229ZM250 149V150H249ZM253 149V150H252ZM3 150V151H4ZM8 150V149H7ZM36 150V149H35ZM66 150H67V148H66ZM75 150V151H74ZM93 150V151H92ZM100 152H99V151ZM118 150V152H117V154H116V151ZM120 150V151H119ZM126 150V151H125ZM127 150H128V152H127ZM238 150V151H237ZM246 150H247V152H246ZM251 150L253 151L252 153H251ZM64 151V150H63ZM85 151V152H84ZM90 151V152H89ZM96 151H98V152H96ZM107 151V152H106ZM125 151V152H124ZM149 151V152H148ZM158 151V152H157ZM240 151V152H239ZM255 151V152H254ZM258 151V152H257ZM87 152V153H86ZM98 153V154H96L95 155V153ZM217 152V153H216ZM220 154H219V153ZM244 152V153H243ZM257 152V153H256ZM69 153V152H68ZM80 153V154H79ZM84 153H86V156L87 157H84ZM90 153V154H89ZM232 153V154H231ZM95 156H94V155ZM116 154V155H115ZM227 154H229L228 156H226L225 157V155H227ZM240 154H241V156H240ZM250 154H252V156L250 155ZM69 155V156H68ZM92 155L94 156V158L92 157ZM97 155H99V156H97ZM142 155V156H141ZM219 155H221V157L219 156ZM250 155V156H249ZM73 156V157H72ZM75 156H76V158H75ZM81 156V157H80ZM155 156V157H154ZM184 156V157H183ZM224 156V157H223ZM245 156V157H244ZM83 160V159H88V160H92L93 162H94V164L96 165L93 169H91V170H89L88 172H86V173H84V174H82L81 172H82V168L81 167H79V166H81V164L80 165H78L79 163H82V160L80 161V158ZM97 159H96V158ZM99 157V158H98ZM116 157V158H115ZM148 157V158H147ZM153 157H154V159H153ZM166 157V158H165ZM228 157V158H227ZM79 158V159H78ZM161 158V159H160ZM217 158H219V159H217ZM73 160L74 159V162L73 161H71V160ZM77 159V160H76ZM100 159V160H99ZM134 159V160H133ZM140 159V160H139ZM186 159V161H184ZM216 159V160H215ZM252 159V160H251ZM127 160H128V162H127ZM214 160L216 161V162H214ZM225 160V161H224ZM69 161L72 163V164H70L69 163ZM76 161H78V162H76ZM97 161V162H96ZM115 161V162H114ZM117 161V162H116ZM151 161V162H150ZM153 161V162H152ZM154 161H156L155 163H154ZM161 161V162H160ZM29 162V161H28ZM27 162V164H29ZM96 162V163H95ZM112 162H113V164H112ZM125 162V163H124ZM34 163L35 164H32V166L31 165H28V167H30L31 169H30V172H33L35 169H37V168H39L40 169V166H35V165H37L38 164V162L37 161H35L34 160ZM55 163H57V162H55ZM76 164V165H74V164ZM118 163V164H117ZM150 163V164H149ZM160 163H163L162 165L160 164ZM180 163V165H178ZM216 163V164H215ZM219 163V165H220V168H218L219 167V165L217 166V164ZM61 164V165H62ZM66 164V165H65ZM98 164V165H97ZM117 166H116V165ZM126 164H127V166H126ZM152 164V165H151ZM112 165H114L115 167L113 168V166ZM65 166H67V167H65ZM126 166V167H125ZM215 166V169H213V167ZM35 167V168H34ZM54 167H56V169L54 168ZM76 167V168H75ZM105 167V168H104ZM111 167V168H110ZM120 169H119V168ZM140 167H142V168H140ZM148 167H149V171H148ZM257 167H259L258 169V172H257ZM58 168V169H57ZM108 168H110V169H108ZM115 168H117V169H115ZM254 168H256L255 169V171H253V169ZM140 169H141V171H140ZM195 169V170H194ZM219 169V170H218ZM54 171V172H51V171ZM56 170V171H55ZM60 170V171H59ZM106 170V171H105ZM123 170V171H122ZM126 170V171H125ZM147 170V171H146ZM188 170H191L192 172V174H190V178H188V177H186L185 175L187 174L186 173V171H188ZM201 170V171H200ZM212 170V171H211ZM215 170V171H214ZM217 170V171H216ZM104 171V172H103ZM113 171V172H112ZM120 171V172H119ZM131 171H136V172H138V173H134L135 175H133L132 173H131ZM142 171H143V173H142ZM145 171L148 173H145ZM151 171H153V172H151ZM159 171V172H158ZM161 171V172H160ZM214 172V173H212L211 174V172ZM151 172V173H150ZM254 174H253V173ZM52 173V174H51ZM78 173H80V174H78ZM89 175H88V174ZM97 173V174H96ZM100 173V174H99ZM128 173H131V175H129ZM145 173V174H144ZM168 173V174H167ZM171 175H170V174ZM256 173V174H255ZM49 174H51V175H49ZM64 174V175H63ZM95 174V175H94ZM117 174V175H116ZM136 174H137V176H136ZM151 174V175H150ZM152 174H154V175H152ZM157 174V175H156ZM158 174H159V177H158ZM161 174V175H160ZM251 174V175H250ZM53 175V176H52ZM70 175V176H69ZM73 175V176H72ZM84 175H86V177L84 176ZM100 175V176H99ZM132 176V179L131 180H129L128 178H131V177H129V176ZM141 175V176H140ZM145 175V176H144ZM149 175L151 176V177H149ZM162 175L165 177V176H167L168 177V179H166L167 177H163V178H161V180H160V176L162 177ZM173 175V176H172ZM180 175V176H179ZM216 175V176H215ZM253 175V176H252ZM43 176V177H44ZM49 176H52V177H50L51 179H49ZM65 176V177H64ZM67 176V177H66ZM72 176V177H71ZM82 176V177H81ZM89 176V177H88ZM126 176V177H125ZM133 176H135V177H133ZM148 176V177H147ZM154 176V177H153ZM172 176V178H175L176 179V181H178V182H176L175 181V179L173 180V181H169V179H171L170 177ZM181 177V178H179V177ZM252 176V177H251ZM78 177V178H77ZM85 178V181H84V178L83 179H81V178ZM117 178V181H115V178ZM120 177V178H119ZM125 177V178H124ZM137 177H140V179H142L143 181L141 182V184H142V187L144 188V190H145V192H144V190H143V188L141 187V194H144V195H142V199L140 198V204L138 203L137 205H138V207L137 206H134L133 204L131 205V209H134L133 210V212L132 213H129L128 212V210H126V214L128 215H126L125 214V216H123V215H121V214H123L122 212H121V210L127 205V201H125V198H124V201H123V198H122V200L120 199V200H118L119 201V203H121V204H125V205H123L122 207H119V206H121V204H119L118 203V201H116L115 203H118L119 205L118 206H116L117 204H115V203H112L113 201H111V200H109L110 198L108 197V196H106L105 194H104V192L106 191V193H107V187H113V185H114V183L115 182H118V184H120V185H122L123 187L125 186V188L127 187V186H129V184H131L135 179L137 180L135 183H132V184H135L136 185V183L138 184V187H139V185H140V182L139 181H141L139 178L137 179ZM145 177V178H144ZM65 178H66V181H65ZM72 178V179H71ZM92 178V179H91ZM112 180H111V179ZM144 178V179H143ZM149 178V179H148ZM156 180H154V179ZM158 178H159V184H158V182H157V180H158ZM58 179V178H57ZM60 179V178H59ZM72 181H71V180ZM73 179H76L75 181L73 180ZM127 180V182L125 181V180ZM147 179V180H146ZM153 179V180H152ZM261 181H260V180ZM70 182V184L69 183H67L68 181ZM119 180H121L120 181V183H119ZM133 180V181H132ZM165 180V181H164ZM182 180H184V181H182ZM186 180H188V181H186ZM65 181V182H64ZM84 181V182H83ZM90 181V182H89ZM91 181H93L94 182V184L96 183L97 184V188H95L94 190H92V191H90V192H87L86 194L84 193V191H83V189H81L82 188V186L83 185H91L92 184V182ZM97 181V182H96ZM150 181V182H149ZM153 182V184L154 185H152V182ZM162 181V182H161ZM168 181V182H167ZM76 182H78L77 183V185H76ZM82 182V183H81ZM87 182V183H86ZM108 182V183H107ZM145 182V183H144ZM148 184H147V183ZM187 182V183H186ZM237 182V185H238V187H240L242 190H243V192L245 193V194H243L242 196L243 197H240V199H239V206H238V208H237V215L236 216H233L232 218H226V217H224L223 216V218H222V215H220V214H218L217 212H216V207H217V205L219 204V203H221L224 199H225V196H226V190L229 188V187H232L233 186V184L234 183H236ZM41 183V184H42ZM50 183V184H49ZM72 183V184H71ZM86 183V184H85ZM123 183H125L124 185H123ZM128 185H127V184ZM150 183V184H149ZM192 183V184H191ZM218 183V184H217ZM258 183H260L259 185H258ZM44 184H42V185H44ZM60 184V183H59ZM83 184V185H82ZM144 184V185H143ZM156 184H157V186H156ZM161 184V185H160ZM187 184V185H186ZM191 186H190V185ZM217 184V185H216ZM262 184V186H264ZM56 185V184H55ZM72 185V186H71ZM76 187H75V186ZM183 185V186H182ZM193 185V186H192ZM214 185V186H213ZM236 185V186H237ZM70 186V187H69ZM75 188H74V187ZM81 186V187H80ZM101 186V187H100ZM152 186V187H151ZM159 186V187H158ZM161 186V187H160ZM166 186V187H165ZM168 186V187H167ZM202 186V187H201ZM217 186V187H216ZM255 186H257V187H255ZM259 186V187H258ZM65 187V188H64ZM79 189H78V188ZM100 187V188H99ZM103 187V188H102ZM104 187H106L107 189H104ZM187 187H191V189H189L188 190V192L186 191V188ZM199 187V188H198ZM212 187V188H211ZM72 188V189H71ZM74 188V189H73ZM164 188V189H163ZM166 188V189H165ZM210 190H209V189ZM216 188H217V191H216ZM258 188L260 189V191L261 190H263V192L261 191V196H260V194L259 193H257V192H259V190H258ZM261 188H263V189H261ZM163 189V190H162ZM200 189V190H199ZM206 189H208L209 191H207ZM254 189L257 191H254ZM100 190H102V191H99ZM146 190H148V191H146ZM191 190V191H190ZM212 190V191H211ZM216 192H215V191ZM81 191V192H80ZM153 191V192H152ZM204 191H206V192H204ZM93 192V197H91V193ZM147 192V193H146ZM160 192V193H159ZM197 192V193H196ZM200 192H202V193H200ZM67 193V192H66ZM152 193V194H151ZM188 193V194H187ZM199 193H200V195H199ZM208 195H207V194ZM255 193V194H254ZM81 194V195H80ZM98 194V195H97ZM101 194V195H100ZM103 194V195H102ZM141 194H140V197H141ZM190 194V195H189ZM196 194V195H195ZM213 194V195H212ZM52 195V196H51ZM54 195H57V196H54ZM63 195L65 196V195H67V196H65L64 198H63ZM86 197H85V196ZM102 196V198L100 197V196ZM105 195V196H104ZM151 195V196H150ZM156 197V199H155V197ZM186 195V196H185ZM193 195V196H192ZM207 197H206V196ZM1 196H4V194L3 195H1ZM59 196H62L61 198L59 197ZM83 196V197H82ZM88 196H90V198H92V199H90ZM96 196H97V198H98V196L100 197V198H98L99 200H101V201H99L98 199H96ZM144 196V197H143ZM150 196V197H149ZM160 196H162L161 198H163V200L160 198ZM213 196V197H212ZM247 196V197H246ZM5 197V196H4ZM55 197V198H54ZM56 197H57V199H56ZM67 197V198H66ZM95 197V198H94ZM107 197V198H106ZM146 197V198H145ZM154 197V198H153ZM205 197V198H204ZM53 198V199H52ZM60 198V199H59ZM64 199V201H66V202H64L63 201V199ZM83 198V199H82ZM89 198V199H88ZM198 198V199H199ZM210 198V199H209ZM253 198V199H252ZM55 199V200H54ZM62 199V200H61ZM86 199H88V200H86ZM93 199H95V200H93ZM104 199H107L108 200V202H107V200H104ZM149 200V199H151V200H149V201H147V200ZM28 200H29V197H24L21 201H20V203L19 202H17L19 205V207H23L24 206V204L26 203V202H28ZM46 200H48V201H46ZM50 200H52V201H50ZM58 200V201H57ZM93 200V201H92ZM98 201V202H100V203H98V202H94V201ZM104 200V201H103ZM142 200V201H141ZM156 200V201H155ZM159 200V201H158ZM63 201V202H62ZM92 201V202H91ZM122 201V202H121ZM158 201V202H157ZM58 202V203H57ZM89 202H91V203H89ZM102 202V203H101ZM113 204H111V203ZM124 202V203H123ZM148 202V203H147ZM154 202V203H153ZM147 203V205H145ZM150 203H151V205H150ZM196 203H197V205H196ZM199 203V204H198ZM240 203L242 204V205H240ZM64 204H66V205H64ZM67 204L72 208V209H70V207L69 206H67ZM89 204V205H88ZM154 204V205H153ZM159 204V205H158ZM258 204V205H257ZM92 205V206H91ZM115 205V206H114ZM140 205H141V207H143V208H139L140 207ZM144 205V206H143ZM148 205H149V207L151 208H149L148 207ZM153 205V206H152ZM61 206H62V208H61ZM64 206V207H63ZM81 206V207H80ZM197 206V207H198ZM257 206V207H256ZM68 207V208H67ZM79 207V208H78ZM84 207V208H83ZM85 207H86V209H85ZM128 207V206H127ZM126 207V208H127ZM134 207V208H133ZM59 208H61V209H59ZM63 208H64V211H63ZM66 208V209H65ZM115 208H117V210H119V212L117 211V210H115ZM119 208V209H118ZM122 208V209H121ZM139 209V211L140 212H137L138 211V209ZM145 208H146V210H145ZM258 208V209H257ZM68 209L70 210V211H68ZM79 209V210H78ZM155 209V210H154ZM205 209V210H204ZM240 209H242L241 211H240ZM257 209V210H256ZM260 209V210H259ZM56 210V211H55ZM87 210V211H86ZM91 212H90V211ZM92 210H93V212H92ZM143 211V213H142V211ZM194 210H196V211H194ZM194 210H193V213L194 214H197V215H194V216H197V218H196V220L198 219V212H199V209L197 208H194ZM50 211H51V213H50ZM53 211V212H52ZM59 213H58V212ZM67 211V212H66ZM76 211H78V212H76ZM117 211V212H116ZM185 213V214H183V212ZM212 211V212H211ZM258 211V212H257ZM66 212V213H65ZM80 212V213H79ZM87 212V213H86ZM121 212V213H120ZM147 212V213H146ZM196 212V213H195ZM216 212V213H215ZM49 213H50V215H49ZM69 213V214H68ZM92 213H93V215L94 216H92ZM96 213H98V214H96ZM101 213H102V215H101ZM116 213V214H115ZM118 213H119V215H120V217L118 216ZM213 213V214H212ZM52 214H54V215H52ZM67 216H66V215ZM71 214V215H70ZM78 214H81V215H78ZM84 214V215H83ZM87 214V215H86ZM91 214V215H90ZM100 214V215H99ZM115 214V215H114ZM129 214H133L132 216L131 215H129ZM140 214L141 215H143V216H140ZM146 214V215H145ZM205 214H207V215H205ZM215 214V215H214ZM15 215L16 216H18V213H16L15 212ZM78 215V216H77ZM85 215L87 216V217H85ZM90 215V216H89ZM96 215H98V216H96ZM111 215H114V216H112V218H110L111 217ZM118 217H117V216ZM136 215V216H135ZM138 215V216H137ZM186 216V217H184V216ZM218 215V216H217ZM259 215H262V216H259ZM54 218H53V217ZM63 216V217H62ZM73 216V217H72ZM82 216V217H81ZM116 216V219H114V217ZM134 216V217H133ZM147 216V217H146ZM151 216V217H150ZM193 216V217H194ZM65 217H67V218H65ZM93 218V219H91V218ZM146 217V219H143V218H145ZM207 217V218H206ZM263 217V218H262ZM50 218H52V219H50ZM56 218V219H55ZM72 218V219H71ZM78 218V219H77ZM84 218V219H83ZM87 220H86V219ZM90 218V219H89ZM107 218V219H106ZM110 218V219H109ZM126 219V218H129V219H131V220H125V222H126V225H125V223L123 222L124 221V219ZM132 218H134V219H132ZM136 218V219H135ZM142 218V219H141ZM236 218V219H235ZM64 219V220H63ZM66 219H67V221H66ZM69 219V220H68ZM77 219V220H76ZM81 219H83V220H81ZM88 219H89V221H88ZM119 221H118V220ZM122 219V221H120ZM202 218H200L199 220H201ZM209 219H211V220H209ZM222 219V220H221ZM238 219V220H237ZM42 220V221H43ZM58 220V222L61 224H59L58 222H56ZM94 220V221H93ZM111 220V221H110ZM115 220V221H114ZM147 220V221H146ZM209 220V222H207V221ZM227 220V221H226ZM230 220V221H229ZM240 220V221H239ZM55 221V222H54ZM64 221V222H63ZM75 221H77L76 223H75ZM78 221H79V224H78ZM101 221V222H100ZM114 221V222H113ZM129 221H131V222H129ZM141 221V224L139 223ZM145 221V222H144ZM232 221V222H231ZM52 224H51V223ZM71 223L70 225L69 224H66V223ZM85 222V223H84ZM86 222H88L87 224H86ZM92 222H94V224L92 223ZM98 222H100V223H98ZM103 222V223H102ZM115 222H117V223H115ZM122 222H123V224H122ZM258 222V223H257ZM54 223H56V224H54ZM82 223V224H81ZM115 223V224H114ZM241 223V224H240ZM77 224V225H76ZM85 224V225H84ZM90 224V225H89ZM97 224V225H96ZM103 224H104V226H103ZM142 224H144V227H143V225ZM184 224L186 225V226H184ZM246 224V225H245ZM56 225V226H55ZM66 227H65V226ZM69 225V226H68ZM80 225V226H79ZM93 225V226H92ZM95 225V226H94ZM100 225H102L101 227H100ZM108 225V226H107ZM120 226V228L121 229H126V232H125V230H121L120 228H116V227H119ZM148 225H150V227H151V229H150V231L149 232H152V230H153V224L151 225V224H149L148 223ZM196 227H195V226ZM208 225V226H207ZM236 225H237V227H236ZM243 225V226H242ZM62 226H64L63 228H62ZM88 226V227H87ZM114 226V227H113ZM238 226H240V227H238ZM57 227V228H56ZM60 227V228H59ZM70 227H71V229H74L73 230V232L72 231H69V230H71L70 229ZM73 227H75V228H73ZM80 227V228H79ZM85 227V228H84ZM112 227V228H111ZM143 227V228H142ZM226 227V228H225ZM244 227H245V229H244ZM9 228V229H8ZM61 228L64 230L63 232H61ZM65 228V229H64ZM84 228V229H83ZM95 228V229H94ZM101 228H103V230L101 229ZM107 228V229H106ZM110 228V229H109ZM197 230H196V229ZM207 228V229H206ZM220 228V230L222 229L223 231H225L226 233H225V235H222V236H218V237H212L211 238V234L213 233V234H217V232H218V229ZM260 228V229H259ZM81 229V230H80ZM83 229V230H82ZM99 229V230H98ZM117 229V230H116ZM140 229H142V230H140ZM148 229V228H147ZM196 231H195V230ZM205 229V230H204ZM230 229V230H229ZM248 231H247V230ZM33 230V231H32ZM39 230V233L40 234H37V231ZM41 230V231H40ZM48 230H50V232L48 231ZM71 232V235H69V232ZM86 230V231H85ZM95 230V231H94ZM114 232H112V231ZM114 230H116V232L114 231ZM119 230V231H118ZM203 232H202V231ZM214 230V231H213ZM228 230V231H227ZM232 230V231H231ZM235 230V231H234ZM245 230V231H244ZM262 230V231H261ZM6 231L7 232H9V234L8 233H6ZM65 231H67L66 232V234L64 233ZM80 231V232H79ZM88 231V232H87ZM93 231V233H90V232H92ZM99 231V232H98ZM100 231H101V233H100ZM105 231V232H104ZM120 231H121V233H122V231H124L126 234H127V232H128V234H127V236H126V234H124V233H122V235L124 234L125 236H122V235H120V238H117V236H116V234H120ZM141 231V232H140ZM144 231V232H143ZM209 231V232H208ZM212 233H211V232ZM231 231V232H230ZM246 231L248 232V233H246ZM261 231V232H260ZM4 232H5V234H6V237H5V235H4ZM33 232H35L34 234H33ZM60 232V233H59ZM76 234H75V233ZM83 232H84V234H83ZM95 232V233H94ZM110 232V233H109ZM119 232V233H118ZM142 233L143 235H141L140 233ZM199 232H202L203 234H201V233H199ZM244 232H245V234L246 235H244ZM258 232V233H257ZM263 232V233H262ZM80 233V234H79ZM86 233H89V234H86ZM97 233V234H96ZM109 233V234H108ZM146 233V232H145ZM232 233V234H231ZM257 233V234H256ZM33 234V235H32ZM42 234V235H41ZM46 234H48L47 235V237H46ZM60 234L62 235V237L60 236ZM63 234H65L64 236H63ZM78 234V235H77ZM90 234H92V236L90 235ZM99 234V235H98ZM140 234V235H139ZM210 234V235H209ZM234 234V235H233ZM239 234H240V236H239ZM259 237V239H258V237L256 236V235ZM261 234V235H260ZM13 235V236H12ZM17 235V236H16ZM43 236V237H40V236ZM59 235V236H58ZM74 235V236H73ZM77 235V236H76ZM83 235H86V237L85 236H83ZM89 235V236H88ZM196 235V237H194ZM208 235V236H207ZM232 237H231V236ZM243 235V236H242ZM252 235V236H251ZM8 236V237H7ZM10 236V237H9ZM12 236V237H11ZM67 236H69V238L67 237ZM81 236V237H80ZM113 236V240H115L114 242H113V240H112V237ZM116 236V237H115ZM129 236V237H128ZM137 236H139V238H137ZM142 236V237H141ZM143 236H145V238L143 237ZM210 236V237H209ZM237 236H238V239H237ZM261 236V237H260ZM39 237V238H38ZM74 239H73V238ZM87 237H88V240H87ZM106 237H107V239H106ZM117 238V239H119V241L117 240V239H115V238ZM126 237H128V238H126V240H125V238ZM194 237V238H193ZM202 237V238H201ZM235 237V238H234ZM9 238V239H8ZM11 238V239H10ZM43 238H45V239H43ZM61 238V239H60ZM65 238L67 239V241H65ZM86 238V239H85ZM89 238L91 239V240H89ZM96 238V239H95ZM103 238H105V239H103ZM109 238H110V240H109ZM136 238V239H135ZM140 238H142V240L140 239ZM207 238V239H206ZM210 238V239H209ZM29 239V240H28ZM41 239V240H40ZM43 239V240H42ZM58 239L60 240L59 242H58ZM62 239H64V241L65 242H63V240ZM72 241H71V240ZM76 239H79V240H76ZM93 239V240H92ZM127 239H128V241H127ZM132 239H134V240H132ZM151 239V240H150ZM194 239V240H193ZM209 239V240H208ZM216 239H218L217 241H216ZM221 239H224V240H222L221 241ZM243 242H245V244H247V245H243V243H242V241ZM48 240H53V242L51 243V241L50 242H48ZM62 240V241H61ZM68 240H69V242H68ZM73 240H74V242H75V240H76V244L78 243V245H80V247L79 246H75V243H73L72 245H71V243L73 242ZM87 240V241H86ZM96 242H95V241ZM104 240V241H103ZM107 240V241H106ZM120 240H125L124 242L123 241H120ZM137 240V241H136ZM139 240H140V242H139ZM144 240V241H143ZM147 240V241H146ZM150 242H149V241ZM215 240V241H214ZM219 240L221 241V242H219ZM227 240V241H226ZM47 241V242H46ZM71 241V242H70ZM78 241V242H77ZM82 241V242H81ZM86 241V242H85ZM90 241L93 243V244H91L90 243ZM143 241V242H142ZM146 241V242H145ZM210 241H212V242H210ZM235 241L237 242L236 244H235ZM241 241V242H240ZM34 242V243H33ZM43 242H44V244H53L54 242L56 243V244H60L61 242H63L64 244L65 243H70L69 245L68 244H62V245H59L60 246V248H58L59 246L58 245H55V244H53V245H44L45 246V248H44V246H42L41 244H43ZM82 243V244H84V246L83 247H81L82 246V244H80V243ZM104 242V243H103ZM118 242H120V243H118ZM135 242H137L136 243V245H135ZM145 242V243H144ZM202 242H204L203 244H202ZM28 243H30V245L28 244ZM36 243V244H35ZM41 243V244H40ZM87 243V244H86ZM101 243H102V245H101ZM117 243V244H116ZM121 243H123V244H121ZM133 244V247H132V244ZM195 243V244H194ZM198 243V244H197ZM219 244V246H217L218 244ZM3 244V245H2ZM8 244H10V245H8ZM31 244H33V245H31ZM91 244V245H90ZM106 244L109 246V247H112V248H110V249H108L109 247L108 246H106ZM143 244H145V245H143ZM166 246H165V245ZM200 244H201V246H200ZM222 244H224V245H222ZM233 246H237V247H233ZM241 244V245H240ZM24 245H25V247H24ZM35 245V246H34ZM39 245V246H38ZM55 245V246H54ZM70 246V247H72L73 246V248H68V246ZM114 245H116V246H114ZM120 245V246H119ZM123 245V246H122ZM127 245H129V246H131L132 248V250H129V246H127ZM141 245V246H140ZM193 245V246H192ZM213 245V246H212ZM224 246L225 247V245L227 246H229L230 247V250H231V248L232 249H235V250H229L228 248H226V249H228V251L227 250H225L224 249V247H222V246ZM239 245V246H238ZM12 246V247H11ZM31 246H32V248H31ZM43 247V252L45 251V253L43 254V252H42V247ZM47 246H49V247H47ZM58 246V247H57ZM65 246H67L66 248H68V250L70 249L71 251L72 250H74V251H68V250H66L65 249ZM103 248H102V247ZM107 248H106V247ZM135 246H137V247H135ZM145 248H144V247ZM157 246H159V247H157ZM164 246V247H163ZM184 246H186V247H184ZM246 246V247H245ZM248 246V247H247ZM34 247H35V249H34ZM54 249H52V248ZM55 247V248H54ZM85 247H88V248H86V250L84 249ZM106 248V251L104 250L105 248ZM114 247H115V249H117V250H119V251H117V250H115L114 249ZM121 247V248H120ZM162 247V248H161ZM166 247V248H165ZM192 247V248H191ZM215 247H218V250H216V251H214V250H212V249H214ZM222 247V248H221ZM240 247V249H238ZM30 248V249H29ZM39 248H41L40 249V251L38 250ZM57 248V249H56ZM62 248H64L65 249V251L62 249ZM76 248V249H75ZM123 248V249H122ZM142 248H144V249H142ZM165 248V249H164ZM201 248V249H200ZM237 248V249H236ZM63 250V251H60V250ZM77 249H80V250H77ZM116 252H114L113 250ZM120 249H121V251H120ZM125 249V250H124ZM137 249V250H136ZM141 251H140V250ZM149 249H150V251H149ZM162 249V250H161ZM185 249V250H184ZM189 250V249H191V250H189V251H187V250ZM211 249V250H210ZM223 249V250H222ZM56 250H57V254H59L58 252L60 251V252H62V254H60V255H56ZM111 250V251H110ZM126 250L128 251L129 250V252L127 253V254H129V253H134L135 252V250H136V252H138L137 254H136V252H135V254H133V255H127L128 256V258H131V260H129L128 258H127V256H126V261L124 262L123 261V263H120V261H121V259L123 258V256H124V253L126 252ZM207 250V251H206ZM224 250L226 251L225 253H224ZM244 250H246V251H244ZM55 251V252H54ZM85 251H87V252H85ZM88 251H89V253H88ZM111 253H110V252ZM132 251H134V252H132ZM186 251V252H185ZM213 251V252H212ZM230 251V252H229ZM243 252V254H242V252ZM38 254H37V253ZM40 252V253H39ZM54 252V253H53ZM64 252V253H63ZM65 252H66V254H65ZM67 252H69V254L67 253ZM70 252H71V255H70ZM75 252V253H74ZM77 252V253H76ZM85 252V253H84ZM119 252V253H118ZM121 252V253H120ZM124 252V253H123ZM143 252V253H142ZM152 252V253H151ZM154 252V253H153ZM190 252V253H189ZM199 252H203L202 254L201 253H199ZM216 252V253H215ZM230 253V254H228L227 255V253ZM241 252V253H240ZM244 252H246L245 253V255H244ZM27 253H28V255H27ZM33 253H34V255H33ZM47 253V254H46ZM48 253L50 254H52V255H50V256H47L48 255ZM107 253H109L111 256L112 255H116L117 257H115V255L114 256H112L114 259H117V260H115V262H114V259L112 258V257H108V255L109 254H107ZM207 253V254H206ZM41 254H43L42 256H41ZM54 254V255H53ZM70 256H68V255ZM81 254L79 253V255L81 256ZM140 256H139V255ZM152 256H151V255ZM209 254V255H208ZM226 254V255H225ZM37 255V256H36ZM40 255V257H38ZM45 255L47 256V257H45ZM64 255H66V257L64 256ZM90 255V256H89ZM120 255L122 256V258L120 257ZM137 255V258L135 257V256ZM145 255V256H144ZM194 255V256H193ZM35 258H34V257ZM44 256V257H43ZM55 256V257H54ZM60 256H61V258H60ZM62 256H64V259H62L63 257ZM68 256V257H67ZM129 256H131V257H129ZM139 256V257H138ZM148 256V257H147ZM151 256V257H150ZM190 256V257H189ZM206 256V257H205ZM35 259V261H33L34 259ZM38 257V259H37V261H39V263L36 261V258ZM43 257V258H42ZM49 257V258H48ZM57 257V258H56ZM59 257V258H58ZM87 257H90L89 259L87 258ZM118 257H119V259H118ZM132 257H133V259H132ZM187 257H188V259H192V261L191 260H189L188 261V259H187ZM212 257V258H213ZM30 258V260H32L31 261V263L28 261V259ZM40 258V259H39ZM65 258L66 259H68V262H67V260H65ZM112 258V259H111ZM139 258H141V259H139ZM146 258H147V260H148V258H149V260L148 261H146ZM183 258V259H182ZM245 258V259H244ZM41 259H45L43 262H42V260ZM49 259H50V261H49ZM60 259V260H59ZM186 259V260H185ZM40 260H41V262H40ZM64 260V261H63ZM118 260H120V261H118ZM261 260L263 261L262 263H261ZM56 261V262H55ZM71 261V262H70ZM103 262L104 264H106V262ZM129 261H131V262H129ZM136 261V262H135ZM142 261V263H140V262ZM172 261V262H171ZM184 261V262H183ZM204 261H206V262H204ZM208 261V262H207ZM258 261H259V263H258ZM27 262V263H26ZM51 262V263H50ZM54 262V263H53ZM67 262V263H66ZM117 262V263H116ZM122 262V261H121ZM135 262V263H134ZM157 262V263H156ZM186 262V263H185ZM192 262V263H191ZM197 262V263H196ZM110 263V264H111ZM74 264V263H73ZM76 264V263H75ZM153 264V263H152Z\"/></svg>","mask_w":264,"mask_h":264},{"label":"bare ground","instance_id":"bare-ground-1","mask_svg":"<svg viewBox=\"0 0 264 264\" xmlns=\"http://www.w3.org/2000/svg\"><path fill=\"white\" fill-rule=\"evenodd\" d=\"M96 1L98 2V0H0V13H2V14H0V34H2V38L4 39V42L2 43V41H1V43L3 44V45H1L2 47H0V50H4L5 48H7V47H10V48H12L13 49V51H12V49H9V48H7V49H9V50H11L10 52H7L8 54H9V57L11 58V57H18V55L20 54L19 52H16V51H21V55L19 56V57H27L29 54L31 55H35V54H37L36 56H39V57H41L40 55H42V57L40 58V59H42V58H44L43 60H41V61H44V63H41L40 61H38V62H40V63H35V61H34V64L33 65H31V66H29V64L28 63H25L26 62V59H29V56H28V58H26V59H23V58H18V59H20V61H16V63H14V60L13 61H10V60H12V59H10L9 60V57H2L1 59L4 61H2V62H0V84H1V86H2V88H3V94H1V95H3L4 97H5V99H6V101L4 102V103H2L3 105L2 106H0V130H2V133H0L1 135H0V149H3V148H6L4 151L2 150V151H0V197H1V195H3L4 194V196H5V198L6 197H8V196H11L10 198L12 199L14 196H16L15 194H17V193H19L18 191H19V188H23V190H24V187L25 186H28L29 185V182L30 181H32V179H34V178H32L31 179V177H30V167H28V165L29 164H27V162H28V159H27V157L26 156H28V155H25V154H27L26 152H27V150L24 148V146H23V144L22 143H17L14 139H12V137H11V135L12 136H14L12 133H11V135H10V138L11 139H8V136L5 134V133H9L8 132V125H9V122L10 121H12L14 118H16V117H19L18 115L21 113V114H24V111H25V114H28V116L26 117V118H24V120L29 124V129H27L28 131H26V133L28 132V133H33V130H35L34 129V127H33V119H35V118H30V115L32 114L33 115V112L34 111H32V109H34L35 107H38L37 105H38V102H40V99L42 98L43 99V96H44V91H46V90H51L52 88L54 89V87H52V85H54V84H50L49 83V85H47L46 83H48V82H51V81H53L54 82V80H55V78L54 77H57V76H59L60 74V69L58 68V67H61V64L63 63V65H62V67L64 66V65H67L68 66V62L70 61H73L72 60V58H75V57H73V56H76V54L74 55L73 53L77 50V48H68V49H66V47H64V45L62 46L61 44H59V45H61V47L60 48H58L57 46H59V45H57V42L58 41H56L53 37L55 36L54 35V32H53V30L52 31H48V28H54L55 29V31L56 32H58L59 34L60 33H62V32H65L66 34L67 33H69V31H70V33L73 31L72 29H77V28H81V30H83V31H86L87 30V27L90 25V24H92V20L90 19V17L93 15H96V16H94V18L96 17L97 19L98 18H100L101 16H103L104 18H105V14L107 15L111 10L110 9H112V4H110L111 5V7H110V5H105V3H104V5H105V7L106 6H109V7H106V9L108 8L110 11L108 12V9L107 10H105V9H103L104 7H103V4L102 3H100V4H102L101 5V7L99 8V9H97V8H95V9H97V10H99L97 13L95 12V11H93V10H91L90 9V7H92V5L93 4H95L96 3ZM100 1V0H99ZM103 1H105V0H103ZM109 1V0H108ZM108 1H107V3H108ZM113 1V0H112ZM124 1V0H123ZM131 1H133V0H131ZM137 1V0H136ZM135 1V2H136ZM153 1V0H152ZM155 1V0H154ZM153 1V2H154ZM179 0H177V2H178ZM187 1V0H186ZM189 1V0H188ZM197 1V5H194V6H192V8H189V10H190V13L192 14V17L194 16L195 17V21L197 20V18H198V16H202V17H209V16H211L212 18H214V16H217V17H219L220 18V20H222V22H223V24L224 25H228V26H237V30H235L234 28V30L235 31H238V29H240L241 28V30L242 31H244V33L249 37V40L250 41H252V42H260V43H262L263 41H264V0H241V2L239 1V0H193V2H196ZM240 3H239V2ZM120 2H122V1H120ZM128 2V1H127ZM134 2V1H133ZM138 2V1H137ZM143 1H141V0H139V3L137 4V3H135V4H137L134 8L132 7V4L131 5H129V6H131L133 9L131 10L132 12H133V14H136L137 15V13H139L138 15L139 16H136V17H138V19L137 20H135V21H137V25H138V30H136L135 31V33H137V35H138V37L141 39V38H144V37H150L151 38V40L158 34V31H160L159 29L161 28H159V27H155L154 26V24H155V22H156V20H155V22H154V24H153V26H152V24H150V22L149 21H151L152 22V20H154V19H152V20H147L148 18V16H147V10H149V9H147V8H152V6H149L148 5V7L146 8L145 6H144V4L142 3ZM146 2V1H145ZM149 2V1H148ZM183 2V1H182ZM150 3H152V2H149V4ZM154 3H159L158 2V0H157V2H154ZM180 3H181V1H180ZM180 3H178V5L180 4ZM121 4V3H120ZM119 4V5H120ZM127 3H126V0H125V4H121V7L122 6H124V5H126ZM134 4V3H133ZM146 4H147V2H146ZM153 4V3H152ZM195 4V3H194ZM96 5V4H95ZM155 5H157V4H155ZM94 6V5H93ZM100 6V5H99ZM180 6V5H179ZM95 7V6H94ZM127 7H128V5H127ZM156 7V6H155ZM155 7H153V9L155 8ZM176 7H177V5H176ZM114 8V10H115V7H113ZM124 8V7H123ZM158 8V7H157ZM157 8L155 9V10H157ZM179 8V7H178ZM181 8V7H180ZM179 8V9H180ZM93 9V8H92ZM118 9V8H117ZM127 9H129V7L127 8ZM153 9H151V10H153ZM160 9V8H159ZM182 9V8H181ZM120 10H121V8H120ZM122 10H126L125 8L124 9H122ZM117 11V10H116ZM154 11V10H153ZM158 11V10H157ZM156 11V12H157ZM176 12H175V17H177V18H174L175 19V22H176V20H177V22L176 23H178V24H180V25H183L184 23H185V20H187L186 19V17H184V16H182L180 13H182V12H179V11H177V10H175ZM108 12V13H107ZM112 12V11H111ZM110 12V13H111ZM114 12V11H113ZM112 12V13H113ZM150 12V11H149ZM159 12V11H158ZM187 12H189V11H187ZM129 13H131V12H129ZM151 13H152V11H151ZM160 13V12H159ZM159 13H157V14H159ZM150 14V13H149ZM156 14V15H157ZM162 14V13H161ZM14 16L15 17V24H16V28L17 29H19L20 31H21V34H19V32L20 31H18V32H16V31H14L15 30V28H14V30L13 29H11V28H13V26H11V28H10V20H8L9 18H10V16ZM118 15V14H117ZM153 15V17H154V14H152ZM186 15H187V13H186ZM99 16V17H98ZM133 15H131V17H132ZM150 16H151V14L149 15V18H150ZM158 16V15H157ZM156 16V17H157ZM171 16V15H170ZM13 17V18H14ZM160 17V16H159ZM191 17V16H190ZM192 17L190 18V19H192ZM197 17V18H196ZM202 17H201V19H202ZM102 18V17H101ZM122 18V17H121ZM152 18V17H151ZM158 18V17H157ZM161 18V17H160ZM159 18V19H160ZM185 18V19H184ZM93 19V18H92ZM106 19V18H105ZM108 19H110V18H108ZM107 19V20H108ZM134 19V18H133ZM156 19V18H155ZM161 19H163V18H161ZM206 19V18H205ZM209 19H210V17H209ZM217 19V18H216ZM93 20H95V19H93ZM99 20V19H98ZM98 20H96V21H98ZM171 20V19H170ZM193 20V19H192ZM211 20V19H210ZM209 20V21H210ZM95 21V22H96ZM108 21H110V20H108ZM107 21V22H108ZM112 21V20H111ZM110 21V22H111ZM119 21V20H118ZM132 21V20H131ZM161 21V20H160ZM163 21V20H162ZM212 21V20H211ZM210 21V22H211ZM216 21V20H215ZM104 22H105V20H104ZM115 22V21H114ZM117 22V21H116ZM164 22V21H163ZM188 22V21H187ZM198 22V21H197ZM207 22V21H206ZM94 23V22H93ZM113 23V22H112ZM112 23H110L111 25H102V24H104V23H102V24H98V22H97V26L98 25H100V27L99 28H97V29H95L94 30V27H93V30H92V27H91V25L89 26V28L93 31L92 33H89V30H88V33H86L85 34V41H84V38L82 39L83 41H84V43H83V46H82V48H80V49H78V54H77V56L79 57V59L81 58L82 59V61H84L82 64V66H83V69L82 68H80L81 70H83L82 72H83V75H84V77H85V80L83 81V79H82V81L83 82H85V83H87L88 84V86H87V90H90V92H94V94L95 93H100V91H105V92H107V93H109L111 96L110 97H107V99H108V105H105V106H107V108H106V110L108 111H106L107 113H108V115H109V119H112V122H113V124L111 125V126H113V128H114V130L118 133V134H121V129L124 127V125H126V124H121V122H120V120H121V115H122V111L124 110V112L125 113H127L126 111V109L128 108V101L125 99V98H123L122 97V94L124 93L125 94V92H123V90H126V88L128 87V89H131V90H129V91H131V93H132V91H134L136 88V82L138 81V78H139V76H141V74H140V72L139 71H142V70H138V69H140V68H138L137 70H136V67H139V66H145L146 67V65L147 64H150V63H148L149 61H150V59H151V61L152 60H154V55L152 56L151 55V57L150 58H148L150 55H148L149 53H147L146 54V56L144 57V62H145V64L143 63V64H140V63H142V61H143V59H140V65L138 64V62H136V61H134V62H132L134 59L132 58L133 57V54H135V51H134V47L132 48V47H130L129 45H128V43H127V41H126V39H128L127 37H126V39L124 38V36L123 35H118L117 33L119 32V31H117V32H115L116 30L114 29V28H111L110 26H112ZM120 23V22H119ZM121 23H122V21H121ZM120 23V24H121ZM156 23H158L159 24V22L157 21ZM161 23V22H160ZM192 23H193V21L190 23L189 22V24H191L190 26H192ZM195 23V22H194ZM199 23V22H198ZM197 23V24H198ZM202 23V22H201ZM208 23V22H207ZM118 24V23H117ZM158 24H156V25H158ZM170 24H172V22H170V23H168V25H170ZM185 24H187V23H185ZM11 25H12V23H11ZM94 25H96L95 23H94ZM93 25V26H94ZM113 25H114V23H113ZM168 25H166V26H168ZM200 25V24H199ZM198 25V26H199ZM203 25V24H202ZM213 25V24H212ZM216 25V24H215ZM97 26H95V27H97ZM115 26V25H114ZM113 26V27H114ZM117 26V25H116ZM115 26V27H116ZM118 26H121V25H118ZM124 26V28H125V25H123ZM159 26V25H158ZM161 26H162V24H161ZM164 26V25H163ZM162 26V29H164L165 30V28ZM171 26V25H170ZM186 26V25H185ZM188 26V25H187ZM186 26V28H188ZM210 25L208 24L207 25V27L206 26H204V27H206V28H210L209 27ZM217 26V25H216ZM219 27H221L220 25H218ZM227 26V27H228ZM175 27V26H174ZM173 26H172V29L171 30H173V29H175ZM179 27V26H178ZM184 27V26H183ZM182 27V29L184 30V28ZM226 27V26H225ZM238 27H240V28H238ZM36 28L38 29H41L42 30V34L43 35H38V36H36V35H34L33 33H34V31H36ZM118 28V27H117ZM121 28H123V27H121ZM135 28V27H134ZM193 28V30L192 31H194L195 29H197V27H195L194 28V26L192 27ZM224 28V27H223ZM229 28V27H228ZM228 28H227V31H228ZM178 29V28H177ZM181 29V28H180ZM214 29V28H213ZM218 30V27L217 28H215V30ZM219 29H221V28H219ZM232 29V28H231ZM72 30V31H71ZM90 30V31H91ZM118 30V29H117ZM132 30V29H131ZM167 30V29H166ZM168 30H169V27H168ZM191 30V29H190ZM204 30V29H203ZM212 30V29H211ZM27 31V33L29 34V32H30V34L32 33L33 34V36H35L33 39H32V41L31 42H28V40L30 41L31 40V37H30V34L29 35H27V34H25V32ZM77 31V30H76ZM79 31V30H78ZM82 31V32H83ZM99 31H107V34H105V39H107V40H105V39H103V41H105L104 43H99L100 41H99V36H101V35H99L98 33H99ZM125 30L123 29L122 30V32H124ZM176 31V30H175ZM223 31V30H222ZM221 31V32H222ZM224 31H226V29L224 30ZM16 32V33H15ZM37 32H38V30H37ZM55 32V33H56ZM81 32V31H80ZM79 32V33H80ZM98 32V33H97ZM100 32V33H101ZM173 32V31H172ZM171 32V33H172ZM205 32V31H204ZM204 32L202 33V34H204ZM207 32V31H206ZM217 31H214V35H216L215 33H216ZM220 32V31H219ZM221 32H220V34H221ZM232 33V32H234V31H229V33ZM38 33H41V32H38ZM37 33V34H38ZM73 33V32H72ZM84 33V32H83ZM126 33V32H125ZM131 33H132V31H131ZM160 33V32H159ZM162 33V32H161ZM160 33V34H161ZM174 33V32H173ZM195 33H197V32H195ZM218 33V32H217ZM236 33V32H235ZM31 34V35H32ZM59 34H57V35H59ZM102 34H103V32H102ZM123 34V33H122ZM133 34H134V32H133ZM206 34V33H205ZM207 34H208V32H207ZM212 34V33H211ZM222 34H225L224 32L222 33ZM237 34V33H236ZM235 34V35H236ZM240 34H243V33H240ZM245 34H243V35H245ZM54 35V36H53ZM57 35H56V37H57ZM68 35V37H69V34H67ZM82 35V34H81ZM128 35V34H127ZM159 35V34H158ZM194 35V34H193ZM200 35V34H199ZM213 35V34H212ZM211 35V36H212ZM213 35V36H214ZM232 35V34H231ZM238 35H239V33H238ZM242 35V36H243ZM32 36V37H33ZM64 36H65V34H64ZM71 36V35H70ZM80 36V35H79ZM96 36H98V42H97V44H95L94 43V41L96 42V40H94V38L96 37ZM102 36H104V35H102ZM134 35H132V37H133ZM181 36V35H180ZM205 35H203V37H204ZM212 36V37H213ZM220 36V35H219ZM222 36V38L223 37H225L224 35H221ZM246 36V37H247ZM78 37V36H77ZM157 37V36H156ZM156 37L153 39L154 41L156 40ZM159 37V36H158ZM183 37V36H182ZM197 37H199L198 35H197ZM216 37V36H215ZM215 37H213V39L215 40ZM234 37V36H233ZM239 37V36H238ZM70 38V37H69ZM67 39L66 38V36H65V41H66V39H67V41H71V43H73L74 41H76L75 39H76V37H74L73 39L74 40H71V39ZM82 38V37H81ZM102 38V37H101ZM179 38V37H178ZM181 38V37H180ZM180 38H179V40H180ZM191 38H193V36H191ZM195 38V37H194ZM194 38H193V40L192 41H194ZM202 38V37H201ZM211 38V37H210ZM219 38V37H218ZM217 38V39H218ZM237 38V37H236ZM241 38V37H240ZM6 39V40H5ZM57 39V38H56ZM58 39H59V36H58ZM61 39V38H60ZM96 39H97V37H96ZM132 39V38H131ZM135 39H137V38H135ZM147 39V38H146ZM197 39V38H196ZM205 39H207V38H205ZM204 39V40H205ZM245 39V38H244ZM88 40L89 41H91V43L90 42H88ZM94 40V41H93ZM145 40V39H144ZM184 40V39H183ZM183 40H181V41H178V42H181V44L182 43H185V41H183ZM218 40H220V39H218ZM222 40V39H221ZM223 40H225V39H223ZM231 40H232V38L229 36V34L228 35H226V42H225V46H226V43L228 44L227 46H229L230 45V43H231ZM238 40V39H237ZM248 40V41H249ZM73 41V42H72ZM93 41V42H92ZM102 41V40H101ZM133 41V40H132ZM138 41H140V40H138ZM138 41H136V42H138ZM143 41V40H142ZM146 41H148V40H146ZM149 41H150V39H149ZM172 41V40H171ZM186 41H187V39H186ZM197 41V40H196ZM203 41V40H202ZM208 41H210L209 40V38H208ZM240 41H241V39H240ZM239 40H238V42H236L235 44L236 45H238L239 43H241V42H243V41H241L240 42ZM244 41H246V40H244ZM248 41H246V42H248ZM62 42H63V38H62ZM178 42H176V44L178 43ZM213 42V41H212ZM211 42V43H212ZM245 42V43H246ZM60 43H61V41H60ZM65 43V42H64ZM70 43V44H71ZM75 43V42H74ZM73 43V44H74ZM76 43H78V42H76ZM75 43V44H76ZM132 43V42H131ZM133 43H134V41H133ZM149 43V42H148ZM169 43H171V42H169ZM193 43V42H192ZM197 43V42H196ZM202 43H204V42H202ZM201 43V44H202ZM205 43H206V40H205ZM210 43V42H209ZM215 43H216V41H215ZM219 43V42H218ZM222 43V42H221ZM250 43V42H249ZM139 44H140V42H139ZM138 44V45H139ZM143 44V43H142ZM151 44H153L154 45V43H150V45ZM162 44V43H161ZM167 44V43H166ZM178 44H180V43H178ZM187 44V43H186ZM188 44H190V43H188ZM199 44V43H198ZM201 44H199L200 46H201ZM220 44V43H219ZM244 44V43H243ZM243 44H241V45H243ZM253 44V43H252ZM252 44H249L250 46L252 45ZM67 45H69V43H67ZM72 45V44H71ZM144 45V44H143ZM149 45V44H148ZM165 45V44H164ZM172 45V44H171ZM170 45V46H171ZM175 45V44H174ZM208 45V44H207ZM260 45V44H259ZM262 45V47L264 46V44H261ZM65 46H66V44H65ZM135 46V45H134ZM140 46H141V44H140ZM155 46H157V45H155ZM177 46V45H176ZM183 46H184V44H183ZM187 46V45H186ZM185 46V47H186ZM200 46H197V48L199 47L200 48ZM235 46V45H234ZM233 46V47H234ZM245 46H246V44H245ZM248 46V45H247ZM249 46V47H250ZM254 46H256V44L254 45ZM68 47V46H67ZM76 47V46H75ZM79 47V46H78ZM152 47V46H151ZM151 47H150V49L149 50H151ZM158 47V46H157ZM157 47H155V50H156V48ZM164 47H166V45L164 46ZM169 47V46H168ZM172 47H174V46H172ZM171 47V48H172ZM180 47H182V46H180ZM192 47V46H191ZM217 47H218V45H217ZM223 47V46H222ZM222 47H221V49H222ZM235 47H238V46H235ZM243 47V46H242ZM256 47H260V46H256ZM143 48V47H142ZM160 48H161V46H160ZM167 48V47H166ZM184 48V47H183ZM193 48V47H192ZM240 48V47H239ZM255 48V47H254ZM75 50L73 53H71V54H73V56L72 55H70V57L72 56V58L71 59H69L68 57V50ZM139 49V48H138ZM164 49V48H163ZM177 49H179V48H177ZM188 49H190V46H189V48ZM187 49V50H188ZM227 49V48H226ZM229 49V48H228ZM67 50V51H66ZM79 50H81L80 52H79ZM136 50V49H135ZM143 50V49H142ZM180 50H182V52H183V49H179L178 51H180ZM186 49H184V51H185ZM186 50V51H187ZM217 50H219V49H217ZM242 50V49H241ZM147 51H148V47H147ZM146 51V52H147ZM153 51V50H152ZM230 51V50H229ZM256 51V50H255ZM1 52V51H0ZM4 52V51H3ZM137 53H138V51H136ZM140 52V51H139ZM143 52L145 53V51L143 50ZM149 52V51H148ZM175 54H176V49H175V51H173ZM220 52V51H219ZM224 52V51H223ZM4 53H6V51L4 52ZM6 53V54H7ZM22 53H23V55H22ZM77 53V52H76ZM80 53V54H79ZM136 53V54H137ZM141 53V52H140ZM151 53V52H150ZM155 52H153V54H154ZM158 53V52H157ZM170 53H172V52H170ZM209 53V52H208ZM216 54L218 53L217 51L215 52ZM227 53H228V50H227ZM1 54V53H0ZM6 54H5V56H6ZM139 54V53H138ZM152 54V53H151ZM159 54V53H158ZM163 55V54H162ZM165 55V54H164ZM207 55V54H206ZM224 55V54H223ZM222 55V57H224ZM225 55H227L226 53H225ZM1 56H3V54L1 55ZM140 56V55H139ZM139 56L137 57L136 56V58H138V60H139ZM158 56V55H157ZM166 56H168V55H166ZM165 56V57H166ZM208 56V55H207ZM212 56H214V54L212 53ZM220 56V55H219ZM35 56H33L32 58H34ZM38 57V58H39ZM46 57H48V58H46ZM159 57V59H161L160 58V56H158ZM157 57V58H158ZM169 57V56H168ZM203 57V56H202ZM221 57V58H222ZM257 57H258V55H257ZM260 57V56H259ZM31 57H30V59H32ZM37 58V57H36ZM35 58V59H36ZM136 58H135V60H136ZM142 58V57H141ZM156 58V59H157ZM167 58V57H166ZM170 58H172L171 57V55H170ZM194 58V57H193ZM207 58V57H206ZM221 58H219V59H221ZM262 58H263V56H262ZM261 58V59H262ZM29 59V60H30ZM35 59H33V60H35ZM39 59V60H40ZM80 59V60H81ZM148 59H149V61H148ZM155 59V60H156ZM163 59V58H162ZM194 59H197V58H194ZM209 59V58H208ZM260 59V58H259ZM260 59V60H261ZM17 60V59H16ZM37 60V59H36ZM203 60V59H202ZM201 60V61H202ZM204 60H205V58H204ZM214 60V59H213ZM212 60V61H213ZM216 60V59H215ZM214 60V62H216ZM224 60V59H223ZM24 62L25 64H24V67H23V71L22 72H20V67H22L23 66V63L22 62ZM76 61V60H75ZM78 61V60H77ZM76 61V62H77ZM157 61H159V60H157ZM163 61V60H162ZM207 61V60H206ZM236 61V60H235ZM258 61V60H257ZM264 61V60H263ZM11 63V64H8V63ZM32 62V61H31ZM49 62H52L53 64H54V66L51 64V63H49ZM76 62H75V64H76ZM194 62H196V61H194ZM198 62V61H197ZM200 62V61H199ZM213 62V63H214ZM220 62V61H219ZM219 62H217V63H219ZM238 62V61H237ZM30 63V62H29ZM81 63V62H80ZM193 62H191V64H192ZM204 63V62H203ZM203 63L202 64H200V68H201V65H203ZM213 63H212V65H213ZM252 63H254V62H252ZM71 65L72 64H74V62L72 63H70ZM152 64V63H151ZM150 64V65H151ZM157 64V63H156ZM155 64V65H156ZM177 64V63H176ZM194 64V63H193ZM205 64V63H204ZM208 64V63H207ZM206 64V65H207ZM247 64V63H246ZM158 65V64H157ZM188 65V64H187ZM206 65H205V67H206ZM209 65V64H208ZM218 65V64H217ZM70 66V65H69ZM154 66V65H153ZM197 66V65H196ZM196 66H194L195 68H196ZM198 66H199V64H198ZM214 66V65H213ZM215 66H216V64H215ZM72 67V66H71ZM76 67V66H75ZM149 67V65H147V67H146V72L144 71V75H145V73L146 74H148L149 72H151V71H149V72H147V68ZM172 67V66H171ZM170 67V68H171ZM177 67V66H176ZM208 67V66H207ZM210 67V66H209ZM208 67V68H209ZM212 67V66H211ZM222 67V66H221ZM246 67V66H245ZM248 67V66H247ZM55 68V69H54ZM64 68V67H63ZM180 68V67H179ZM182 68V67H181ZM189 68H190V66H189ZM192 68V67H191ZM207 68V69H208ZM212 68H214V67H212ZM243 68V67H242ZM256 68V67H255ZM22 69V68H21ZM31 69L33 70V69H36V70H34L36 73H32V74H29V72L31 71ZM66 69V68H65ZM64 69V70H65ZM145 69V68H144ZM143 69V70H144ZM157 69H158V67H157ZM164 69V68H163ZM163 69H161V70H163ZM167 69V71H168V68H166ZM178 69V68H177ZM185 69V68H184ZM202 69V68H201ZM206 69V68H205ZM206 69V72L207 71H210V70H207ZM245 69V68H244ZM251 69V68H250ZM62 70V69H61ZM64 70H63V72H64ZM150 70H152L151 68H150ZM161 70H159L160 72H161ZM174 72H176V68H174ZM195 70V69H194ZM198 70V69H197ZM204 70V69H203ZM212 70V69H211ZM218 70V69H217ZM220 70H221V68H220ZM34 71H32V72H34ZM42 71H44V74L43 73H41ZM157 71V70H156ZM164 71H166V70H164ZM191 71V70H190ZM200 71V70H199ZM244 71H246V70H244ZM62 72V73H63ZM127 72V73H126ZM163 72V71H162ZM170 72V71H169ZM204 72V71H203ZM212 72H213V70H212ZM211 72V73H212ZM257 72V71H256ZM31 73V72H30ZM133 73H135L134 75H132ZM142 73V72H141ZM153 73V72H152ZM164 73V72H163ZM167 73V72H166ZM171 73V72H170ZM177 73V72H176ZM181 73V72H180ZM190 73H192V72H190ZM195 73V72H194ZM197 73V72H196ZM210 73V74H211ZM214 73V72H213ZM221 73V72H220ZM247 73H249V72H247ZM150 74V73H149ZM154 74H157V73H154ZM153 74V75H154ZM159 74V73H158ZM173 74V73H172ZM200 74V77H202L201 75H203L202 74V72L200 73V72H198V74H196V75H199ZM205 74V73H204ZM255 74V73H254ZM80 75V74H79ZM82 75V76H83ZM163 76L165 75V74H162ZM167 75V74H166ZM177 76L176 77H173L174 78V80L172 81V84H173V87H172V89L174 90V89H176L177 91H180L181 92V94H183V93H187L188 92V89L190 88V87H192L193 86V84H194V82H193V80H191L192 82H193V84H192V82H189V77H188V79L189 80H184L185 79V77H183V75H182V77L184 78V79H182V78H180L179 76H180V74L179 73H177L176 74ZM186 76H187V74H185ZM194 75V74H193ZM64 76V75H63ZM81 76V75H80ZM79 76V77H80ZM82 76H81V78H82ZM157 76V75H156ZM175 76V75H174ZM210 77V76H213V75H209V74H207V76H203V77ZM243 76H244V74H243ZM243 76H242V78H243ZM251 76V75H250ZM67 77V76H66ZM78 77V78H79ZM128 77H134L135 78V80H133V78H128ZM142 77H145V76H142ZM141 77V78H142ZM147 77H149L148 75H147ZM152 77L153 76H151V79L150 80H152ZM155 77V76H154ZM169 77H170V74H169ZM172 77V76H171ZM192 77V76H191ZM199 77V76H198ZM202 77V78H203ZM208 77V78H209ZM224 77V76H223ZM245 77V76H244ZM53 78H54V80H53ZM62 78V77H61ZM75 78H77V77H74L73 79L75 80ZM156 78V77H155ZM154 78V84L152 85L153 87H154V90H155V88H156V85H157V83H158V79H155ZM159 78V77H158ZM165 78V77H164ZM187 78V77H186ZM194 78V77H193ZM58 78H56V80H57ZM72 79V78H71ZM147 79V78H146ZM161 79V78H160ZM205 79V78H204ZM218 79V78H217ZM221 79V78H220ZM224 79V78H223ZM241 79V78H240ZM260 79V78H259ZM62 80V79H61ZM243 80V79H242ZM247 80V79H246ZM63 81H65V80H63ZM63 81H62V83H63ZM67 81V80H66ZM69 81H71L70 79H69ZM81 81V80H80ZM141 81H143V79L141 80ZM141 81H139V83H141ZM145 81V80H144ZM143 81V82H144ZM163 81V80H162ZM223 81V80H222ZM221 80H220V82H222ZM238 81V80H237ZM241 81V80H240ZM240 81H238V82H240ZM245 81V80H244ZM57 82V81H56ZM59 82V83H58ZM58 82L56 83V84H58V88L60 87V85L59 84H61L60 83V78L58 79ZM68 82V81H67ZM75 82H76V80H75ZM77 82H79V81H77ZM142 82V83H143ZM146 82V81H145ZM168 82H170V81H168V79H167V82H165V84L166 83H168ZM219 82V81H218ZM219 82V83H220ZM237 82V83H238ZM242 82V81H241ZM246 82V81H245ZM253 82H255V81H253ZM253 82H251V84L253 83ZM262 82V81H261ZM68 83H73V81H71V82H68ZM141 83V84H142ZM163 83V82H162ZM171 83V82H170ZM223 83H224V81H223ZM74 85H75V83H73ZM72 84V85H73ZM147 84V83H146ZM149 84H150V81H149ZM152 84V83H151ZM164 84V83H163ZM164 84V85H165ZM192 84V85H191ZM222 84V83H221ZM227 84H229V81H228V83ZM236 84V83H235ZM245 84H247V82L245 83ZM244 83H243V85H245ZM249 84V83H248ZM64 85H65V83H64ZM72 85L70 86L71 88H72ZM74 85H73V87H74ZM145 85V84H144ZM162 84H160L159 86H161ZM220 85V84H219ZM224 85H226V84H224ZM230 85V84H229ZM233 85H234V83H233ZM238 85V84H237ZM240 85V84H239ZM254 85V84H253ZM55 86V85H54ZM57 86V85H56ZM66 87L68 86V85H65ZM65 86H64V89H66L65 88ZM77 86H78V84H77ZM105 86V87H104ZM139 86V85H138ZM137 86V87H138ZM148 86V85H147ZM146 85H145V87H147ZM220 86H222V85H220ZM250 86H252V85H250ZM63 87V86H62ZM80 87V86H79ZM102 87H104V88H102ZM158 87V86H157ZM219 87V86H218ZM227 87V86H226ZM244 87V86H243ZM2 88L0 87V89H1V92H2ZM61 88V87H60ZM68 88V87H67ZM80 88H83V87H80ZM159 88H161V87H158V89ZM163 88V87H162ZM165 88V87H164ZM171 88V87H170ZM193 88H194V86H193ZM221 88V87H220ZM220 88H219V90H220ZM234 88H236V85H234ZM242 88V87H241ZM57 89V88H56ZM63 89V88H62ZM73 89V88H72ZM71 89V90H72ZM85 89V90H86ZM127 89V90H128ZM134 89V90H133ZM137 89H139V88H137ZM146 89V88H145ZM171 89V90H172ZM222 89H223V87H222ZM221 89V90H222ZM227 89V92H228V90L230 91V89H228V88H226ZM239 90H240V88H238ZM245 89V90H244ZM244 91H246V88L244 87ZM254 89V88H253ZM263 89V88H262ZM48 90V92H50ZM59 90V89H58ZM57 90V91H58ZM70 90V89H69ZM85 90H84V92H85ZM86 90V91H87ZM96 90H97V92H96ZM99 90V91H98ZM139 90H141V87H140V89ZM139 90H137V92L139 91ZM152 90V89H151ZM150 90V91H151ZM153 90V92H155ZM165 90H167V89H165ZM170 90V89H169ZM172 90V91H173ZM176 90H174V91H176ZM191 90H193V91H196L197 90V88H196V90L195 89H192L191 88ZM199 90V89H198ZM197 90V91H198ZM224 90H225V87H224ZM234 90V89H233ZM233 90H231V92L233 91ZM238 90V91H239ZM242 89L240 90V91H243ZM55 92H56V90H54ZM53 91V92H54ZM64 91V90H63ZM66 91V90H65ZM64 91V92H65ZM79 91H81V89L79 90ZM136 91V90H135ZM159 91V90H158ZM158 91H156V92H158ZM164 91V90H163ZM168 91V90H167ZM166 91V92H167ZM176 91V92H177ZM199 91H201V90H199ZM223 91V90H222ZM237 91V92H238ZM251 91H253V90H251ZM250 91V92H251ZM61 92V91H60ZM83 92V91H82ZM128 92V91H127ZM147 92V91H146ZM180 92H179V94H180ZM183 92V93H182ZM225 92V91H224ZM236 92V93H237ZM247 92V91H246ZM51 93V92H50ZM63 93V92H62ZM88 93V92H87ZM139 93V92H138ZM145 93V92H144ZM152 93V92H151ZM158 93H160V95H161V90L158 92ZM163 93V92H162ZM169 93H170V91H169ZM168 93V94H169ZM189 93H191V91L189 92ZM196 93V92H195ZM194 92H193V94H194V96L196 95ZM197 93H199V92H197ZM201 93V92H200ZM203 93V92H202ZM220 92H218V94H219ZM248 94H249V92H247ZM246 93V94H247ZM256 93V92H255ZM258 93H259V91H258ZM46 94H48V93H46ZM46 94H45V96L44 97H48V96H46ZM77 94H79V93H77ZM85 94V93H84ZM92 94V93H91ZM129 93H127V95H128ZM133 94V93H132ZM140 94V93H139ZM146 94V93H145ZM145 94H143V99H144V95ZM147 94H148V92H147ZM157 94V93H156ZM155 94V95H156ZM164 94V93H163ZM167 94V95H168ZM174 94V93H173ZM177 94V93H176ZM179 94H178V96H179ZM204 94H205V92H204ZM225 94H228V93H225ZM224 94V95H225ZM242 93H239V96L241 95ZM254 94V93H253ZM252 94V95H253ZM51 95V94H50ZM49 95V96H50ZM54 95H56V93L54 94ZM54 95H51V96H54ZM57 95H58V93H57ZM65 95V94H64ZM76 95V94H75ZM80 95H81V93H80ZM90 95V94H89ZM95 95H98V94H95ZM95 95H94V97H95ZM101 95H102V93H101ZM100 95V96H101ZM159 95V94H158ZM160 95H159V97H160ZM184 95V94H183ZM186 95H188L189 96V94L187 93ZM192 95V94H191ZM214 95V94H213ZM216 95V94H215ZM221 95V94H220ZM231 95H232V93H231ZM238 95V93L236 94V96ZM242 95H244V94H242ZM251 95V96H252ZM258 95V94H257ZM260 95V94H259ZM91 96V95H90ZM90 96H88V97H90ZM103 96H105V95H103ZM109 96V95H108ZM129 96V95H128ZM132 96H134V95H132ZM132 96H129V97H132ZM135 96H139V95H135ZM148 96H149V94H148ZM151 96V95H150ZM157 96V95H156ZM155 96V97H156ZM164 96H165V94H164ZM169 96V95H168ZM173 96V95H172ZM171 96V97H172ZM193 96V95H192ZM199 96V95H198ZM198 96H196V97H198ZM204 95H202V97H203ZM216 96H218V95H216ZM226 96V95H225ZM248 96H250V94L249 95H247V97ZM256 96V95H255ZM55 97V96H54ZM61 97V96H60ZM67 97H68V95H67ZM75 97V96H74ZM78 97V96H77ZM76 97V98H77ZM83 97H85V96H83ZM93 97V95H92V97L91 98H94ZM125 97V96H124ZM147 97V96H146ZM159 97H158V99H159ZM176 97H177V95H176ZM187 97V96H186ZM206 97V96H205ZM204 97V98H205ZM221 97H223V96H221ZM227 97V96H226ZM233 97V96H232ZM235 97V96H234ZM242 97V96H241ZM256 97H260V96H256ZM49 98V97H48ZM53 98V97H52ZM51 98V99H52ZM56 98V97H55ZM87 98V97H86ZM138 98V99H137ZM148 98V97H147ZM150 98H152V97H150ZM149 98V99H150ZM154 98V97H153ZM160 98H162V97H160ZM166 98V97H165ZM169 98V97H168ZM167 98V99H168ZM174 98V97H173ZM228 98V97H227ZM238 98V97H237ZM240 98V97H239ZM263 98V97H262ZM261 98V99H262ZM54 99V98H53ZM74 98H71V102H72V100H73ZM98 99V98H97ZM102 99V98H101ZM127 101V105L125 104V100ZM128 99V98H127ZM134 99V98H133ZM135 99H137V100H139V97H135ZM149 99H147V100H149ZM184 99V101L185 100H188V99H185V98H183ZM191 99V98H190ZM189 99V100H190ZM206 99V98H205ZM231 99V98H230ZM236 99V98H235ZM256 99V98H255ZM261 99H260V101H261ZM264 99V98H263ZM49 100V99H48ZM47 100V101H48ZM55 100V99H54ZM56 100H57V98H56ZM63 100V99H62ZM66 102L68 101V100H66V98L64 99ZM75 100H77V99H75ZM74 100V101H75ZM80 100V99H79ZM79 100H78V102H79ZM137 100H136V102H137ZM151 100H154V99H151ZM151 100H149V101H151ZM157 100V99H156ZM162 100V99H161ZM163 100H165V99H163ZM170 100H172V99H170ZM169 100V102H170V104L172 103V101H170ZM194 100V99H193ZM220 100V99H219ZM258 100V99H257ZM42 101V100H41ZM50 101V100H49ZM105 101V100H104ZM146 101V100H145ZM160 100H158L157 101V103L159 102ZM168 100H166V102H167ZM179 101V100H178ZM195 101V100H194ZM197 101H200V100H197ZM230 101V100H229ZM234 101V100H233ZM242 101V100H241ZM241 101L240 102H238V104L239 103H241ZM51 102H53L52 100L50 101V102H48V105H45L46 106V108L47 109H51V108H53V106L51 105ZM66 102H63V103H65V105H66ZM68 102H70V100L68 101ZM76 102V101H75ZM82 102V101H81ZM84 102V101H83ZM134 102V101H133ZM136 102L134 103L135 104V106H137L136 105ZM154 102V101H153ZM153 102H152V104H153ZM165 102V103H166ZM187 102H189V101H187ZM187 102H186V104H187ZM247 102V101H246ZM251 102V101H250ZM249 102V103H250ZM263 102V101H262ZM37 103V104H36ZM56 103V102H55ZM59 103V102H58ZM62 103V102H61ZM74 103V102H73ZM72 103V104H73ZM129 103H131V99H129ZM138 103V102H137ZM146 102H144V104H145ZM147 103H148V101H147ZM155 103L154 102V104H156V105H158V104H160V103ZM164 103V104H165ZM174 103V102H173ZM180 103V102H179ZM181 103H182V101H181ZM202 103H203V101H202ZM201 103V104H202ZM226 103V102H225ZM236 103V102H235ZM242 103H243V101H242ZM255 104L257 103V102H254ZM253 103V104H254ZM75 104H77V103H75ZM82 104V103H81ZM85 104V103H84ZM122 104L123 105H125V106H123L124 108H122ZM134 104L132 105V106H134ZM139 105L141 104V100L139 101V103H138ZM143 104V105H144ZM152 104H150V105H147V107L148 106H151ZM153 104V105H154ZM161 104H163V102L161 103ZM168 104V103H167ZM183 104H184V102H183ZM197 104H199V102L197 103ZM237 104V105H238ZM244 104V103H243ZM259 104H261V103H259ZM58 105V104H57ZM60 105V104H59ZM58 105V106H59ZM62 105H64V104H62ZM71 104H69V106H70ZM74 105V104H73ZM104 105V104H103ZM102 105V106H103ZM146 105V104H145ZM247 105H249V106H247V107H251L252 106V104H251V106H250V104H248L247 103ZM55 106V105H54ZM67 106H68V104H67ZM78 106V105H77ZM79 106H81V105H79ZM129 106H131V105H129ZM131 106V107H132ZM162 106V105H161ZM171 106V105H170ZM196 106V105H195ZM204 106V105H203ZM222 106V105H221ZM256 106V105H255ZM259 106V105H258ZM44 107V106H43ZM57 107V106H56ZM60 107V106H59ZM62 107V106H61ZM60 107V108H61ZM63 107H66V106H63ZM72 107V106H71ZM82 107V106H81ZM146 107V108H147ZM200 107V106H199ZM198 107V108H199ZM254 106H252V108H253ZM55 108V107H54ZM85 108V107H84ZM123 110H122V109ZM133 108V107H132ZM137 108H138V106H137ZM136 108V109H137ZM140 108V107H139ZM138 108V109H139ZM142 108V107H141ZM148 108H150V107H148ZM147 108V109H148ZM151 108H154V107H151ZM150 108V109H151ZM175 108V107H174ZM173 108V109H174ZM176 108H177V106H176ZM186 108V107H185ZM195 108V107H194ZM241 108V107H240ZM245 108V107H244ZM23 109H25V110H23ZM47 109H46V111H47ZM57 108H55V110H56ZM59 109V108H58ZM77 109H78V107H77ZM129 109V108H128ZM135 109V108H134ZM133 109V110H134ZM135 109V110H136ZM137 109V110H138ZM147 109H146V112H147ZM154 109H156V108H154ZM153 109V110H154ZM166 109V108H165ZM179 109H181L180 107H179ZM188 109V108H187ZM186 109V110H187ZM195 109H197V107L195 108ZM202 109V108H201ZM204 109V108H203ZM206 109V108H205ZM208 109V108H207ZM243 109V108H242ZM241 109V110H242ZM260 109H261V107H260ZM45 110V109H44ZM65 111H66V108L64 109ZM63 110V111H64ZM72 110V109H71ZM70 110V111H71ZM76 110V109H75ZM83 110V109H82ZM103 110H105V107L103 108ZM144 110V109H143ZM160 110H163V109H160ZM159 110V111H160ZM176 110V109H175ZM186 110H185V113H186ZM194 110V109H193ZM231 110V109H230ZM43 111V110H42ZM69 111V112H70ZM74 111V110H73ZM72 111V112H73ZM79 111H80V108H79ZM139 111V110H138ZM174 111V110H173ZM172 111V112H173ZM194 111H197V110H194ZM199 111V110H198ZM203 111V110H202ZM211 111V110H210ZM215 111V110H214ZM236 111V110H235ZM66 112H68V111H66ZM77 112H78V110L77 111H75L74 113H76L77 114ZM89 112V111H88ZM123 112V113H124ZM146 112H144V114L146 113ZM155 112V111H154ZM162 111H160V113H161ZM175 112V111H174ZM177 112V111H176ZM179 112V111H178ZM192 112V111H191ZM200 112V111H199ZM212 113H213V111H211ZM216 112V111H215ZM219 112H222V111H219ZM236 112H240V109H238V111H236ZM243 112H245V113H243L242 115L244 116H242L243 117V120L242 119H240V120H242V124H240V125H236V124H239V123H236V124H234L233 126H237V129H235V131H234V127L232 128L233 129V132H231V133H229L228 135H227V133H225L226 131L228 132V130L229 129H227V128H225L226 126H224V123H227V122H224L223 123V126H224V129L226 130V131H222L223 133H225L226 135H225V137H224V139L226 138L227 140L226 141H234V142H236L237 143V139H239V141H241L243 138V134L245 135V133L247 132V131H250V130H252L250 133H251V137H249L250 138V141L252 142L253 140L255 141V139L256 138H258V137H260L261 139H264V112L262 111V109L261 110H252L251 108H250V110L249 109H247L246 108V110H243ZM40 113H41V111H40ZM39 113V114H40ZM51 113V112H50ZM54 113V112H53ZM84 113V112H83ZM87 113V112H86ZM129 113V112H128ZM139 113V112H138ZM148 113V112H147ZM163 113H166V112H163ZM170 113V112H169ZM203 113H204V111H203ZM217 113V112H216ZM215 113V114H216ZM223 113V112H222ZM235 112H233V113H231V114H234ZM20 114V116H22ZM48 114V113H47ZM52 114V113H51ZM58 114H60V112L58 113ZM70 114H72V115H75V114H73V113H70ZM69 114V115H70ZM132 114V113H131ZM159 114V112H157V115ZM192 114H193V112H192ZM191 113H190V115H192ZM202 114V113H201ZM218 114V113H217ZM224 114V113H223ZM230 114V115H231ZM101 115V114H100ZM123 115H125V114H123ZM129 115V114H128ZM128 115H127V117H128ZM133 115H135V114H133ZM142 115V114H141ZM140 115V117H142ZM154 115V114H153ZM153 115L151 116V118L153 117ZM156 115V114H155ZM161 115V114H160ZM159 115V116H160ZM185 115H187V114H185ZM200 114H198V116L196 115L195 117L193 116V122H196V121H198L199 123H200V125H201V128L202 129H204V131H207V132H212V128L213 129H215L216 128V125H217V123H219L221 120H220V118H219V122H217L216 123V125L214 124V121L216 120V119H218L217 118V116H216V118H215V120H212L213 118H211V115H213V114H211V115H204V114H202L201 116H199ZM218 115H220V113L218 114ZM230 115H229V117H230ZM240 115V114H239ZM53 116V115H52ZM55 116V115H54ZM53 116V117H54ZM76 116V115H75ZM138 116V115H137ZM148 116V115H147ZM178 116V115H177ZM214 116V117H215ZM234 116V115H233ZM241 116V115H240ZM239 116V117H240ZM38 117V116H37ZM36 117V118H37ZM47 117H49L48 115H47ZM72 117H74V116H72ZM71 117V118H72ZM140 117H138V118H140ZM144 117V116H143ZM165 117V116H164ZM164 117L162 118V116H161V118L162 119H164ZM189 117V116H188ZM191 117V116H190ZM189 117V118H190ZM213 117V116H212ZM221 117V116H220ZM223 117V116H222ZM44 118V117H43ZM69 118H70V116H69ZM76 118V117H75ZM79 118V117H78ZM107 118H108V116H107ZM155 118V117H154ZM167 118H172V117H167ZM173 118H176V117H174L173 116ZM179 118V117H178ZM177 118V119H178ZM183 118V117H182ZM225 118H227V117H225ZM235 118V117H234ZM238 118V117H237ZM23 119V118H22ZM48 119V118H47ZM125 118H122V120H124ZM128 119H131V117H128ZM142 119V118H141ZM148 119V118H147ZM156 119V118H155ZM158 119V118H157ZM160 119V118H159ZM184 119V118H183ZM31 120H33V121H31ZM39 120H40V118H39ZM45 120V119H44ZM87 120V119H86ZM121 120V121H122ZM135 120V119H134ZM138 121H139V119H137ZM145 120V119H144ZM154 120V119H153ZM187 120V119H186ZM195 120V121H194ZM226 120V119H225ZM228 120V119H227ZM234 120H236V119H234ZM234 120H232L233 122H234ZM14 121V120H13ZM53 121V120H52ZM75 121V120H74ZM129 121H131V120H128V122ZM156 121V120H155ZM159 121V120H158ZM164 121V120H163ZM179 123H180V121L181 120H177ZM188 121V120H187ZM224 121V120H223ZM237 121V120H236ZM235 121V122H236ZM48 122V121H47ZM110 123H112L111 121H109ZM133 122V121H132ZM140 122V121H139ZM138 122V123H139ZM162 122V121H161ZM165 122V121H164ZM168 122V121H167ZM167 122H165V123H167ZM176 122V121H175ZM178 122H176V123H178ZM185 122V121H184ZM229 122H231V120L229 121ZM232 122V123H233ZM27 123H26V125H27ZM108 123V122H107ZM123 123V122H122ZM181 123H182V121H181ZM185 123H187V122H185ZM184 123V124H185ZM241 123V122H240ZM46 124V123H45ZM74 124V123H73ZM119 124H121L122 125V128L120 129V127H121V125L119 126ZM134 124V123H133ZM133 124H132V126H133ZM135 124H137V123H135ZM151 124V123H150ZM154 124V123H153ZM160 124V123H159ZM162 124V123H161ZM167 124H169V123H167ZM187 124H189L190 125V123L188 122ZM198 123H196V125H197ZM222 124V123H221ZM229 124V123H228ZM227 124V125H228ZM38 125V124H37ZM58 125V124H57ZM75 125V124H74ZM129 125V124H128ZM147 125V124H146ZM149 125V124H148ZM182 125H183V123H182ZM192 126H193V124H191ZM195 125V126H196ZM199 125V126H200ZM109 126V125H108ZM111 126H110V128H111ZM152 126H155V125H152ZM161 126H163V125H161ZM168 126V125H167ZM172 126H174V125H172ZM171 126V127H172ZM177 126V125H176ZM194 126V127H195ZM213 126H215V128L213 127ZM232 126V125H231ZM126 127V126H125ZM146 127V126H145ZM158 127V126H157ZM157 127H153V128H147L148 129V132H149V134H151V135H155V134H157L158 135V133H160V129L159 128H157ZM164 127H165V124H164ZM190 127V126H189ZM197 127V129H198V126H196ZM228 127V126H227ZM230 127V126H229ZM26 128H28V127H26ZM109 128V129H110ZM161 128H163V127H161ZM169 129H170V127H168ZM173 128H175V127H173ZM177 128V127H176ZM191 128V127H190ZM219 128V127H218ZM223 128V127H222ZM257 128V131H256V133H253V130H255ZM12 129V128H11ZM11 129H10V131H11ZM24 129V128H23ZM112 129V128H111ZM110 129V130H111ZM129 129V128H128ZM133 129V128H132ZM144 129V128H143ZM164 129V128H163ZM163 129H161V130H163ZM168 129V130H169ZM183 129V128H182ZM189 129V128H188ZM217 129V128H216ZM232 129H230V130H232ZM26 130V129H25ZM66 130V129H65ZM64 130V131H65ZM86 130V129H85ZM114 130L113 131H111L112 133L114 132ZM124 130V132H126L125 131V129H123ZM166 130V129H165ZM171 130V129H170ZM198 130H201V129H198ZM222 130V129H221ZM7 131V132H6ZM40 131V130H39ZM181 131V130H180ZM203 131V132H204ZM220 131V130H219ZM13 132V131H12ZM17 132V131H16ZM21 132V131H20ZM19 132V133H20ZM75 132V131H74ZM116 132H114L115 134H116ZM188 132V131H187ZM186 132V133H187ZM191 132H193V134L195 133L194 131H192V130H190L189 129V132L187 133V134H190ZM217 131H214V133H216ZM221 132V131H220ZM18 133V134H19ZM113 133V134H114ZM129 133H131V132H129ZM128 133V134H129ZM169 133V132H168ZM177 133V132H176ZM175 133V134H176ZM200 133V132H199ZM219 133V132H218ZM18 134H17V136H18ZM21 134V133H20ZM34 134V133H33ZM124 134V133H123ZM122 134V135H123ZM125 134H127V133H125ZM125 134L123 135L124 137H125ZM133 135L135 134V132L134 133H132ZM165 134V133H164ZM182 134V133H181ZM187 134H186V136H187ZM192 134V133H191ZM196 134V133H195ZM201 134H202V131H201ZM221 134V133H220ZM247 134V133H246ZM5 135H6V137H5ZM15 135H16V133H15ZM28 135V134H27ZM32 135V134H31ZM35 135V134H34ZM65 135V134H64ZM171 135V134H170ZM179 135H180V133H179ZM183 135V134H182ZM182 135L180 136L181 138H182ZM217 135V134H216ZM17 136H15V137H17ZM33 136V135H32ZM66 136V135H65ZM127 136V135H126ZM135 136V135H134ZM143 136V135H142ZM162 137L164 136L163 134L161 135ZM194 136V135H193ZM198 136V135H197ZM250 136V135H249ZM18 137H21V135L20 136H18ZM17 137V138H18ZM129 137V136H128ZM168 137L170 138V136H169V134H168ZM175 137H177L178 138V136H175ZM195 137V136H194ZM220 138L222 137V136H219ZM218 137V138H219ZM238 137V138H237ZM30 138H32V137H30ZM57 138H58V136H57ZM115 138H117V137H115ZM122 138V137H121ZM131 138H132V136H131ZM219 138V139H220ZM20 139V138H19ZM27 139V138H26ZM63 139V138H62ZM68 139V138H67ZM118 139V138H117ZM134 139V138H133ZM135 139H138L137 138V135H136V138ZM140 139V138H139ZM162 139V138H161ZM165 139V143L167 142V137H165L164 138ZM173 139H174V136H173ZM191 138L190 137H188L187 139H186V142L188 141L189 142V140H190ZM200 139V138H199ZM202 139V138H201ZM223 139V140H224ZM259 139V138H258ZM257 139V140H258ZM23 140V139H22ZM28 140V139H27ZM119 140V139H118ZM123 140V139H122ZM171 140H172V138H171ZM175 140V139H174ZM182 140H185V138L183 139L182 138ZM246 140V139H245ZM249 140V139H248ZM256 140V141H257ZM260 140V139H259ZM37 141V140H36ZM55 141V140H54ZM60 141V140H59ZM120 141V140H119ZM129 141V143H131V140H129V138L127 139V141H126V145L127 144H129V143H127ZM147 141H149V140H147ZM225 141V140H224ZM244 141V140H243ZM262 141V140H261ZM34 142V141H33ZM37 142H39V141H37ZM56 142H58V141H56ZM64 142V141H63ZM67 142V141H66ZM65 142V143H66ZM185 142V141H184ZM198 143H201L202 142V140L199 142V140L197 141ZM220 142H222V141H220ZM245 142V141H244ZM249 142V141H248ZM248 142H246V143H248ZM263 142V141H262ZM43 143V142H42ZM54 143V142H53ZM52 142L50 143H46V145L45 144H42V148H44V152H45V154H46V152L48 153L49 151H50V144H53ZM69 140H68V144L66 145V148H67V150L66 151H68L67 152V154H71V150L69 151L68 149H70V147H71V145L69 146ZM149 143H151V142H149ZM154 143V142H153ZM155 143H157V142H155ZM160 143V142H159ZM161 143H163L164 145H165V143H164V141L163 140H161ZM225 143V142H224ZM235 143V144H236ZM240 143V142H239ZM259 143H261V142H259ZM259 143H257V145L259 146ZM57 144V143H56ZM64 144V143H63ZM118 144V143H117ZM180 144H182V143H179V145ZM185 144V143H184ZM226 144H230V143H226ZM251 144V143H250ZM254 144V143H253ZM264 144V143H263ZM3 145V147H1ZM60 145V144H59ZM59 145H58V147H59ZM150 145V144H149ZM153 145V144H152ZM152 145H151V147H152ZM155 145V144H154ZM177 145H178V143H177ZM194 145H195V142H194ZM201 144H199V146H200ZM228 145H226V146H228ZM231 145V144H230ZM38 146V145H37ZM53 146V145H52ZM60 146H62V144L60 145ZM124 146H125V144H124ZM157 146V145H156ZM219 147H220V144L218 145ZM225 146V145H224ZM241 146H246V145H241ZM34 147H35V145H34ZM39 147H41V145H39ZM119 147V146H118ZM123 147V146H122ZM129 147H132V146H129ZM167 147V146H166ZM201 147V146H200ZM218 147V148H219ZM231 147V146H230ZM239 147H240V145H239ZM251 147V146H250ZM253 147H254V145H253ZM252 147V148H253ZM257 147V146H256ZM57 148V147H56ZM64 148V147H63ZM75 147H73V149H74ZM91 148V147H90ZM181 147H176V146H171L170 147V152L172 153V155H170V156H168V158L165 160H163L162 162L166 165L167 164V166H171V168H173L174 166H176L175 164L177 163V161H179V159H180V153H179V149H180ZM217 148V149H218ZM228 148V147H227ZM232 148H234V147H232ZM241 148V147H240ZM246 148V147H245ZM262 148H263V145H262ZM8 149V150H7ZM38 149V148H37ZM72 149V150H73ZM87 149V148H86ZM85 149V150H86ZM127 149V148H126ZM152 149V148H151ZM168 149V148H167ZM193 149V146H192V143L191 142H189L188 144H187V146L184 148V150L186 151V153H187V161H189V164H188V168H189V166L192 164V166H194V168L196 167V168H198V167H200V166H198V165H202V170H203V168L205 169V170H207V169H212L211 168V164H212V157L214 156L213 154H211L209 151H206V150H201V151H199V152H197L196 153V151H195V155L193 156V157H190V155H191V152L193 151L192 150ZM206 149V148H205ZM216 149V150H217ZM220 149V148H219ZM222 149V148H221ZM247 149H248V146H247ZM264 149V148H263ZM35 150V149H34ZM53 150L56 152V150H55V148H53ZM63 150V149H62ZM62 150H58L59 152H61ZM88 150V149H87ZM90 150V149H89ZM169 150V149H168ZM198 150V149H197ZM230 150V149H229ZM244 149L242 148V151H243ZM250 150V149H249ZM253 150V149H252ZM251 150V153L253 152ZM39 151V150H38ZM75 151V150H74ZM93 151V150H92ZM99 151V150H98ZM98 151H96V152H98ZM120 151V150H119ZM126 151V150H125ZM124 151V152H125ZM161 151H165V148H162V150ZM213 151H215V149L213 150ZM238 151V150H237ZM245 151V150H244ZM54 152V153H55ZM58 152V153H59ZM64 152V151H63ZM85 152V151H84ZM90 152V151H89ZM100 152V151H99ZM107 152V151H106ZM117 152H118V150L116 151V154H117ZM127 152H128V150H127ZM149 152V151H148ZM158 152V151H157ZM240 152V151H239ZM246 152H247V150H246ZM255 152V151H254ZM258 152V151H257ZM256 152V153H257ZM29 153H30V151H29ZM51 153V152H50ZM87 153V152H86ZM86 153H84L85 155H84V157H87L86 156ZM95 153V152H94ZM217 153V152H216ZM219 153V152H218ZM244 153V152H243ZM34 154V153H33ZM44 154V155H45ZM49 154V153H48ZM63 154V153H62ZM65 154V153H64ZM80 154V153H79ZM90 154V153H89ZM96 154H98V153H95V155ZM115 154V155H116ZM220 154V153H219ZM232 154V153H231ZM43 155V154H42ZM49 155H51V154H49ZM53 155H55V154H53ZM68 155V156H69ZM94 155V154H93ZM92 155V157L94 158V156ZM229 154H227V155H225V157L226 156H228ZM251 156H252V154H250ZM249 155V156H250ZM48 156V155H47ZM46 156V157H47ZM57 156V155H56ZM59 156H60V154H59ZM65 156H66V154H65ZM97 156H99V155H97ZM142 156V155H141ZM220 157H221V155H219ZM240 156H241V154H240ZM29 157V156H28ZM31 157V156H30ZM34 157L35 156H33L31 159L32 160H35L34 159ZM45 157V156H44ZM70 157V156H69ZM69 157H66L67 158V160H68V158ZM73 157V156H72ZM81 157V156H80ZM79 157V158H80ZM155 157V156H154ZM154 157H153V159H154ZM184 157V156H183ZM224 157V156H223ZM245 157V156H244ZM262 157H264V155L263 156H261V157H258V158H254V160H252L251 162H250V165H252V164H254V163H256L258 160H260V159H262ZM52 158H54V157H52ZM75 158H76V156H75ZM78 158V159H79ZM96 158V157H95ZM99 158V157H98ZM116 158V157H115ZM148 158V157H147ZM166 158V157H165ZM228 158V157H227ZM41 159H43V158H41ZM45 159V158H44ZM56 159V158H55ZM59 159V158H58ZM97 159V158H96ZM161 159V158H160ZM217 159H219V158H217ZM62 160H64V159H62ZM71 160V159H70ZM77 160V159H76ZM82 159L80 158V161H81ZM100 160V159H99ZM134 160V159H133ZM140 160V159H139ZM216 160V159H215ZM214 160V162H216ZM41 161V160H40ZM43 161V160H42ZM49 161V160H48ZM60 161V160H59ZM71 161H73L74 162V159L73 160H71ZM184 161H186V159L184 160ZM225 161V160H224ZM29 162H31V161H29ZM28 162V163H29ZM51 162V161H50ZM53 162V161H52ZM51 162V163H52ZM56 162V161H55ZM54 162V163H55ZM76 162H78V161H76ZM97 162V161H96ZM95 162V163H96ZM115 162V161H114ZM117 162V161H116ZM127 162H128V160H127ZM151 162V161H150ZM153 162V161H152ZM156 161H154V163H155ZM161 162V161H160ZM69 163L70 164H72L70 161H69ZM125 163V162H124ZM163 163H160L161 165L163 164ZM258 163V162H257ZM32 164H35V163H33L32 162ZM41 164V163H40ZM50 164V163H49ZM58 164V163H57ZM62 164V163H61ZM74 164V163H73ZM81 164V166H79V167H81L82 168V174H84V173H86V172H88L89 170H91V169H93L96 165L94 164V162L90 159V160H88V159H83L82 160V163H79L78 165H80ZM112 164H113V162H112ZM118 164V163H117ZM150 164V163H149ZM216 164V163H215ZM31 165V164H30ZM46 165H48V164H46ZM51 165V167H52V164H50ZM56 165V164H55ZM63 165V164H62ZM66 165V164H65ZM74 165H76V164H74ZM98 165V164H97ZM116 165V164H115ZM152 165V164H151ZM178 165H180V163L178 164ZM214 165V163L212 164V166ZM219 165V163L217 164V166ZM32 166V165H31ZM59 166V165H58ZM70 166H72V165H70ZM70 166H65V167H67L66 168V171H65V169H63L64 170V172H66L67 174H69V173H71L72 172V169H71V167ZM77 166V165H76ZM113 166V168L115 167L114 165H112ZM117 166V165H116ZM126 166H127V164H126ZM125 166V167H126ZM177 167V166H176ZM46 168V167H45ZM55 169H56V167H54ZM58 168H60V167H58ZM57 168V169H58ZM62 168V167H61ZM76 168V167H75ZM105 168V167H104ZM111 168V167H110ZM110 168H108V169H110ZM119 168V167H118ZM140 168H142V167H140ZM218 168H220V165H219V167ZM259 167H257V169L256 168H254L253 169V171H255V169L257 170V172H258V169ZM49 169V168H48ZM115 169H117V168H115ZM120 169V168H119ZM213 169H215V166L213 167ZM45 170V169H44ZM62 170V171H63ZM195 170V169H194ZM219 170V169H218ZM56 171V170H55ZM60 171V170H59ZM106 171V170H105ZM123 171V170H122ZM126 171V170H125ZM140 171H141V169H140ZM147 171V170H146ZM145 171V173H147ZM148 171H149V167H148ZM201 171V170H200ZM204 171V170H203ZM212 171V170H211ZM210 171V172H211ZM215 171V170H214ZM217 171V170H216ZM45 172H47V170L45 171ZM51 172H54L53 170L51 171ZM63 172V173H64ZM104 172V171H103ZM113 172V171H112ZM120 172V171H119ZM133 172V173H132ZM136 172V171H135ZM134 171H131V173L133 174V175H135L134 173H135ZM151 172H153V171H151ZM150 172V173H151ZM159 172V171H158ZM161 172V171H160ZM192 171L191 170H188V171H186V177H188V178H190V174H192L191 173ZM256 172V171H255ZM29 173V174H28ZM32 173V172H31ZM131 173H128L129 175H131ZM136 173H138V172H136ZM142 173H143V171H142ZM144 173V174H145ZM149 173V172H148ZM147 173V174H148ZM212 173H214V172H211V174ZM253 173V172H252ZM43 174V173H42ZM42 174H40V175H42ZM52 174V173H51ZM51 174H49V175H51ZM55 174H56V172H55ZM61 174V173H60ZM78 174H80V173H78ZM88 174V173H87ZM97 174V173H96ZM100 174V173H99ZM139 174V173H138ZM168 174V173H167ZM170 174V173H169ZM215 174V173H214ZM254 174V173H253ZM256 174V173H255ZM28 175H29V178L31 179H29L28 178ZM35 175V174H34ZM34 175H32V177L34 176ZM38 175H39V173H38ZM64 175V174H63ZM89 175V174H88ZM95 175V174H94ZM117 175V174H116ZM128 175V176H129ZM151 175V174H150ZM149 175V177H151ZM152 175H154V174H152ZM157 175V174H156ZM161 175V174H160ZM171 175V174H170ZM251 175V174H250ZM44 176V175H43ZM42 176V177H43ZM53 176V175H52ZM52 176H49V179H51L50 177H52ZM56 175H54L52 178H54ZM70 176V175H69ZM73 176V175H72ZM71 176V177H72ZM85 177H86V175H84ZM100 176V175H99ZM136 176H137V174H136ZM141 176V175H140ZM145 176V175H144ZM173 176V175H172ZM172 176L170 177L171 179H169V181L171 180V181H173L175 178H172ZM180 176V175H179ZM178 176V177H179ZM216 176V175H215ZM253 176V175H252ZM251 176V177H252ZM36 177L38 178L39 176H37V174L35 175V179H36ZM45 177V176H44ZM56 177H59V176H56ZM65 177V176H64ZM67 177V176H66ZM82 177V176H81ZM80 177V178H81ZM89 177V176H88ZM126 177V176H125ZM124 177V178H125ZM129 177H131V178H128L129 180H131L132 179V176H129ZM133 177H135V176H133ZM148 177V176H147ZM154 177V176H153ZM158 177H159V174H158ZM164 176L162 175V177L160 176V180H161V178H163ZM165 177H167V176H165ZM164 177V178H165ZM45 178H47V177H45ZM59 178H62L61 176L59 177ZM58 178V179H59ZM78 178V177H77ZM84 178V177H83ZM83 178H81V179H83ZM115 178V177H114ZM120 178V177H119ZM140 179V177H137V179ZM145 178V177H144ZM143 178V179H144ZM179 178H181V177H179ZM55 179V178H54ZM54 179H52V180H54ZM58 179H57V181H58ZM72 179V178H71ZM70 179V180H71ZM92 179V178H91ZM111 179V178H110ZM149 179V178H148ZM154 179V178H153ZM152 179V180H153ZM166 179H168V177L166 178ZM30 180V181H29ZM39 180V179H38ZM38 180L36 181V182H38ZM43 180H45V179H43ZM56 180V179H55ZM60 180V179H59ZM62 180H63V178H62ZM74 181L76 180V179H73ZM112 180V179H111ZM125 180V179H124ZM141 181H139L140 182V185H139V187H138V184L136 183V185L135 184H132V183H135L137 180L135 179L131 184H129V186H127L126 188H125V186L123 187L122 185H120V184H118V182H115L114 183V185H113V187H104V189H107V193H106V191L104 192V194L106 195V196H108L110 199L109 200H111V201H113L112 203H115L116 201H118V200H122V198H123V201H124V198H125V201H127L126 203H127V205L121 210V212L123 213V214H121V215H123V216H125V212H126V210H128V212L129 213H132L133 212V210L134 209H131V205L133 204L134 206H137L138 207V203L140 204V198L142 199V195H144V194H141V187H142V184H141V182L143 181L142 179H140ZM147 180V179H146ZM155 180V179H154ZM260 180V179H259ZM57 181H55V182H57ZM66 181V180H65ZM64 181V182H65ZM68 181V180H67ZM72 181V180H71ZM84 181H85V178H84ZM83 181V182H84ZM115 181H117V178H115ZM120 181L121 180H119V183H120ZM126 182H127V180H125ZM156 181V180H155ZM159 181V178H158V180H157V182ZM165 181V180H164ZM175 181H176V179H175ZM182 181H184V180H182ZM186 181H188V180H186ZM261 181V180H260ZM53 182V181H52ZM90 182V181H89ZM92 182V184L91 185H83L82 186V188L81 189H83V191H84V193L86 194L87 192H90V191H92V190H94L95 188H97V184L95 183L94 184V182L93 181H91ZM97 182V181H96ZM150 182V181H149ZM152 182V181H151ZM160 182V181H159ZM159 182H158V184H159ZM162 182V181H161ZM168 182V181H167ZM176 182H178V181H176ZM31 184L33 183V182H30ZM40 183H42V181L40 182ZM57 183H59V182H57ZM67 183H69L70 184V182L68 181ZM77 183L78 182H76V185H77ZM82 183V182H81ZM87 183V182H86ZM85 183V184H86ZM108 183V182H107ZM145 183V182H144ZM147 183V182H146ZM187 183V182H186ZM42 184H44V183H42ZM42 184H40V185H42ZM50 184V183H49ZM56 184V183H55ZM55 184L53 185V184H51V185H53V186H55ZM60 184H61V182H60ZM62 184L64 185V183L62 182ZM72 184V183H71ZM125 183H123V185H124ZM127 184V183H126ZM127 184V185H128ZM148 184V183H147ZM150 184V183H149ZM192 184V183H191ZM218 184V183H217ZM216 184V185H217ZM260 183H258V185H259ZM263 184V183H262ZM262 184H261V186L260 187H263L264 188V186H262ZM33 185V184H32ZM38 185V184H37ZM45 186H47L46 184H44ZM144 185V184H143ZM152 185H154L153 184V182H152ZM161 185V184H160ZM187 185V184H186ZM190 185V184H189ZM237 185V182L236 183H234L233 184V186L232 187H229L227 190H226V196H225V199L221 202V203H219L218 205H217V207H216V212L218 213V214H220V215H222V218H223V216L224 217H226V218H232L233 216H236L238 213V211H237V208H238V206H239V199H240V197H243L242 195L243 194H245L244 192H243V190L240 188V187H238V185ZM264 185V184H263ZM57 186V185H56ZM64 186H66V184L64 185ZM72 186V185H71ZM75 186V185H74ZM73 186V187H74ZM78 186V185H77ZM156 186H157V184H156ZM183 186V185H182ZM191 186V185H190ZM193 186V185H192ZM214 186V185H213ZM31 187V186H30ZM34 187V186H33ZM51 187V186H50ZM70 187V186H69ZM76 187V186H75ZM74 187V188H75ZM81 187V186H80ZM101 187V186H100ZM99 187V188H100ZM152 187V186H151ZM159 187V186H158ZM161 187V186H160ZM166 187V186H165ZM168 187V186H167ZM202 187V186H201ZM217 187V186H216ZM255 187H257V186H255ZM259 187V186H258ZM26 188V187H25ZM45 188V187H44ZM48 188V187H47ZM47 188L45 189V191L47 190ZM58 188H60V189H62L63 188V186L62 185H59L58 186ZM65 188V187H64ZM67 188V187H66ZM65 188V190L64 189H62V191H60L61 192V195L62 194H64V193H62L63 192V190H64V192L67 190ZM73 188V189H74ZM78 188V187H77ZM103 188V187H102ZM143 188V187H142ZM199 188V187H198ZM212 188V187H211ZM263 188H261V189H263ZM20 189V190H21ZM29 189V188H28ZM28 189H26L27 191H28ZM48 189H50V188H48ZM52 189V190H51ZM50 190L51 191H54V189L53 188H51ZM55 189H56V187H55ZM59 189V190H60ZM72 189V188H71ZM79 189V188H78ZM164 189V188H163ZM162 189V190H163ZM166 189V188H165ZM189 189H191V187H187L186 188V191L188 192V190ZM209 189V188H208ZM208 189H206L207 191H209ZM18 190V191H17ZM23 190H21V191H23ZM25 190V191H26ZM143 190H144V188H143ZM200 190V189H199ZM259 190V192H257ZM258 190L256 191L255 189H254V191H256L257 193H261V191L263 192V190H261L260 191V189L258 188ZM25 191H23V192H25ZM31 190H29L28 192H30ZM99 191V190H98ZM100 191H102V190H100ZM99 191V192H100ZM146 191H148V190H146ZM191 191V190H190ZM212 191V190H211ZM215 191V190H214ZM216 191H217V188H216ZM215 191V192H216ZM28 192H26V193H28ZM43 192V191H42ZM57 194H59L60 195V192L57 190ZM67 192V193H66ZM65 192V194H68V200H69V202L68 203H70V206H71V203L72 202H70V201H73V197H75L76 198V201L79 199V194H78V191L77 190H73V191H70V188L68 189V191H66ZM81 192V191H80ZM144 192H145V190H144ZM153 192V191H152ZM204 192H206V191H204ZM46 193H49V191H46ZM147 193V192H146ZM160 193V192H159ZM189 193V192H188ZM187 193V194H188ZM197 193V192H196ZM200 193H202V192H200ZM200 193H199V195H200ZM22 193H20V194H17V196L18 195H21ZM49 194H52V193H49ZM48 194V195H49ZM53 194H56V192L54 191V193ZM140 194H141V197H140ZM152 194V193H151ZM203 194V193H202ZM207 194V193H206ZM209 194V193H208ZM207 194V195H208ZM255 194V193H254ZM23 195H24V193H23ZM81 195V194H80ZM87 195V194H86ZM98 195V194H97ZM101 195V194H100ZM99 195V196H100ZM103 195V194H102ZM104 195V196H105ZM182 195H184V191L179 187V185H176V184H173V185H171V186H169L164 192H163V195L162 196H164V199H167V201L164 203V207L162 208V207H160L161 208V210H159V211H157L155 214H153V216L151 217V218H148L149 220V224H153V230H152V232H149L150 231V229H151V227H150V225H148V223H146L145 225H146V229L145 230H147V231H143L144 232V234H145V236H146V238H147V236H148V238L150 237L151 239V245H150V247H156V245H159V244H161V243H164L165 241L167 242V249L166 250H163V251H160V253H156L155 255L153 254V256H152V259H151V263L150 264H154V262H153V260H155V261H157V262H162V263H164L165 261H169L170 262V260H172V258L173 257H175V256H172V255H175V254H177V252H174L176 249H178V247H181V245L182 244H184V245H186V243H188V242H190L191 240H190V238H192V237H190V234H188L189 233V231H191L192 233L194 232L192 229H193V227L191 228V230L189 229V230H187L188 229V227H187V229H183V228H185V227H183V225H182V223H183V219H182V217H181V210L178 212V209L180 208V206H181V200H182ZM190 195V194H189ZM196 195V194H195ZM213 195V194H212ZM13 196V197H12ZM22 196V195H21ZM47 196V195H46ZM52 196V195H51ZM54 196H57V195H54ZM65 196H67V195H65ZM64 195H63V198L65 197ZM85 196V195H84ZM98 196V198H102V196H100L99 197ZM151 196V195H150ZM149 196V197H150ZM154 196V195H153ZM156 196V195H155ZM154 196V197H155ZM162 196H160V198L162 197ZM186 196V195H185ZM193 196V195H192ZM206 196V195H205ZM260 196H261V194H260ZM19 197V196H18ZM58 197V196H57ZM57 197H56V199H57ZM60 198L62 197V196H59ZM83 197V196H82ZM86 197V196H85ZM89 198H90V196H88ZM91 197H93V192L91 193ZM144 197V196H143ZM153 197V198H154ZM157 197V196H156ZM156 197H155V199H156ZM196 198V200H201L202 202L204 201L203 199H200L199 198V196L197 195V196H195ZM207 197V196H206ZM213 197V196H212ZM247 197V196H246ZM2 198V197H1ZM9 198V199H10ZM15 198V197H14ZM17 198V197H16ZM45 198V197H44ZM55 198V197H54ZM59 198V199H60ZM62 198V199H63ZM67 198V197H66ZM81 198V197H80ZM88 198V199H89ZM95 198V197H94ZM97 198V196H96V199H98ZM107 198V197H106ZM146 198V197H145ZM199 198V199H198ZM205 198V197H204ZM7 199V198H6ZM9 199H7V202L9 201ZM43 199V198H42ZM53 199V198H52ZM61 199V200H62ZM65 199V198H64ZM64 199H63V201H64ZM83 199V198H82ZM88 199H86V200H88ZM90 199H92V198H90ZM162 200H163V198H161ZM185 199V203L183 202V200ZM183 200H182V202H183V205L185 206V210H186V212H187V218H185V220L186 221H188V222H186L185 224H187V223H189V221H192V220H194L195 219V221L192 223V224H195V225H198L199 227V229H201V226L202 225H204V224H206L205 222H204V211H203V206H202V204H200L201 206H198L197 205V203H196V205L198 206H195L194 204V202L191 200V199H189V198H184ZM194 199V200H195ZM210 199V198H209ZM253 199V198H252ZM3 200V202L5 201V203H7L6 202V200L3 198L2 199ZM21 200V199H20ZM55 200V199H54ZM80 200V199H79ZM85 200V199H84ZM83 200V201H84ZM93 200H95V199H93ZM92 200V201H93ZM99 200V199H98ZM104 200H107V199H104ZM103 200V201H104ZM147 200V199H146ZM149 200H151V199H149ZM149 200H147V201H149ZM46 201H48V200H46ZM50 201H52V200H50ZM58 201V200H57ZM62 201V202H63ZM81 201V200H80ZM83 201H81L82 203H83ZM91 201V202H92ZM99 201H101V200H99ZM142 201V200H141ZM156 201V200H155ZM159 201V200H158ZM157 201V202H158ZM53 202V201H52ZM64 202H66V201H64ZM85 202V201H84ZM91 202H89V203H91ZM94 202H98L97 200L96 201H94ZM107 202H108V200H107ZM122 202V201H121ZM58 203V202H57ZM76 204L75 206H76V208H77V203L78 202H74L73 201V204ZM86 203V202H85ZM85 203H83V205H81V206H85L84 204ZM88 203V202H87ZM87 203H86V205H87ZM98 203H100V202H98ZM102 203V202H101ZM111 203V202H110ZM111 203V204H112ZM118 203H119V201H118ZM115 203V204H117L116 206H118L119 204H121V203ZM124 203V202H123ZM148 203V202H147ZM147 203L145 204V205H147ZM154 203V202H153ZM264 203V202H263ZM73 204H72V208H73ZM79 205L81 204V203H78ZM92 204V203H91ZM199 204V203H198ZM64 205H66V204H64ZM89 205V204H88ZM113 205V204H112ZM123 205H125V204H121V206H119V207H122ZM150 205H151V203H150ZM154 205V204H153ZM152 205V206H153ZM159 205V204H158ZM240 205H242L241 203H240ZM258 205V204H257ZM67 206H69L68 204H67ZM69 206V207H70ZM80 206V207H81ZM92 206V205H91ZM115 206V205H114ZM128 206V207H127ZM144 206V205H143ZM8 207V206H7ZM64 207V206H63ZM70 207V209H72ZM127 207V208H126ZM148 207H149V205H148ZM203 207V208H202ZM257 207V206H256ZM1 208V207H0ZM4 208V207H3ZM61 208H62V206H61ZM61 208H59V209H61ZM68 208V207H67ZM79 208V207H78ZM84 208V207H83ZM134 208V207H133ZM139 208H143V207H141V205H140V207ZM150 208V207H149ZM194 208H198L199 209V214H198V219L196 220V218H197V216H194V215H197V214H194L193 213V210H194ZM6 209V208H5ZM4 209V210H5ZM66 209V208H65ZM74 209V208H73ZM85 209H86V207H85ZM119 209V208H118ZM138 209V208H137ZM151 209V208H150ZM258 209V208H257ZM256 209V210H257ZM79 210V209H78ZM115 210H117V208H115ZM145 210H146V208H145ZM155 210V209H154ZM205 210V209H204ZM242 209H240V211H241ZM260 210V209H259ZM262 210L264 211V208H262ZM56 211V210H55ZM63 211H64V208H63ZM68 211H70L69 209H68ZM87 211V210H86ZM90 211V210H89ZM118 212H119V210H117ZM116 211V212H117ZM142 211V210H141ZM144 211V210H143ZM143 211H142V213H143ZM147 211V210H146ZM194 211H196V210H194ZM3 212V210L1 211V213ZM53 212V211H52ZM58 212V211H57ZM67 212V211H66ZM65 212V213H66ZM76 212H78V211H76ZM91 212V211H90ZM92 212H93V210H92ZM120 212V213H121ZM137 212H140L139 211V209H138V211ZM183 212V211H182ZM185 212V211H184ZM183 212V214H185ZM204 212V213H203ZM212 212V211H211ZM215 212V213H216ZM258 212V211H257ZM50 213H51V211H50ZM50 213H49V215H50ZM59 213V212H58ZM80 213V212H79ZM87 213V212H86ZM147 213V212H146ZM181 213V214H180ZM196 213V212H195ZM69 214V213H68ZM96 214H98V213H96ZM116 214V213H115ZM114 214V215H115ZM194 214V215H193ZM213 214V213H212ZM2 215H4L3 213L0 215V216H2ZM52 215H54V214H52ZM66 215V214H65ZM71 215V214H70ZM78 215H81V214H78ZM77 215V216H78ZM84 215V214H83ZM87 215V214H86ZM85 215V217H87ZM91 215V214H90ZM89 215V216H90ZM100 215V214H99ZM101 215H102V213H101ZM114 215H111V217L110 218H112V216H114ZM127 215V214H126ZM129 215H131V214H129ZM133 215V214H132ZM131 215V216H132ZM146 215V214H145ZM205 215H207V214H205ZM215 215V214H214ZM67 216V215H66ZM92 216H94L93 215V213H92ZM96 216H98V215H96ZM117 216V215H116ZM116 216L114 217V219H116ZM118 216L120 217V215H119V213H118ZM117 216V217H118ZM128 216V215H127ZM136 216V215H135ZM138 216V215H137ZM140 216H143V215H141L140 214ZM184 216V215H183ZM194 216V217H193ZM208 216V215H207ZM218 216V215H217ZM259 216H262V215H259ZM3 217V216H2ZM2 217H0V220L2 219V220H4V218H2ZM53 217V216H52ZM63 217V216H62ZM73 217V216H72ZM82 217V216H81ZM134 217V216H133ZM147 217V216H146ZM146 217L145 218H143V219H146ZM184 217H186V216H184ZM196 217V218H195ZM38 218V217H37ZM54 218V217H53ZM65 218H67V217H65ZM91 218V217H90ZM89 218V219H90ZM109 218V219H110ZM194 218V219H193ZM200 218H202L201 220H199ZM207 218V217H206ZM263 218V217H262ZM38 219H41V218H38ZM50 219H52V218H50ZM56 219V218H55ZM72 219V218H71ZM78 219V218H77ZM76 219V220H77ZM84 219V218H83ZM83 219H81V220H83ZM86 219V218H85ZM89 219H88V221H89ZM91 219H93V218H91ZM107 219V218H106ZM124 219V218H123ZM127 220L129 219V218H126ZM126 219H124V223H125V225H126V222H125V220ZM132 219H134V218H132ZM136 219V218H135ZM142 219V218H141ZM236 219V218H235ZM43 220V219H42ZM42 220H40V221H42ZM45 220V219H44ZM44 220H43V222H44ZM64 220V219H63ZM69 220V219H68ZM87 220V219H86ZM118 220V219H117ZM126 220V221H127ZM129 220H131V219H129ZM209 220H211V219H209ZM209 220L207 221V222H209ZM222 220V219H221ZM238 220V219H237ZM39 221V220H38ZM66 221H67V219H66ZM84 221V220H83ZM94 221V220H93ZM111 221V220H110ZM115 221V220H114ZM113 221V222H114ZM119 221V220H118ZM120 221H122V219L120 220ZM132 221V220H131ZM131 221H129V222H131ZM147 221V220H146ZM227 221V220H226ZM230 221V220H229ZM240 221V220H239ZM2 222V221H1ZM5 222V221H4ZM55 222V221H54ZM56 222H58V220L56 221ZM64 222V221H63ZM77 221H75V223H76ZM101 222V221H100ZM100 222H98V223H100ZM123 222H122V224H123ZM145 222V221H144ZM203 222H204V224H203ZM232 222V221H231ZM41 223V222H40ZM51 223V222H50ZM59 223V222H58ZM61 223V222H60ZM59 223V224H60ZM66 223V222H65ZM85 223V222H84ZM88 222H86V224H87ZM93 224H94V222H92ZM103 223V222H102ZM115 223H117V222H115ZM114 223V224H115ZM140 224H141V221L139 222ZM258 223V222H257ZM49 224V223H48ZM52 224V223H51ZM54 224H56V223H54ZM62 224V223H61ZM60 224V225H61ZM66 224H69V223H66ZM71 224V223H70ZM69 224V225H70ZM78 224H79V221H78ZM82 224V223H81ZM184 224V226H186ZM190 224V223H189ZM241 224V223H240ZM47 225V224H46ZM45 225V226H46ZM68 225V226H69ZM77 225V224H76ZM85 225V224H84ZM90 225V224H89ZM97 225V224H96ZM143 225V227H144V224H142ZM194 225V226H195ZM246 225V224H245ZM1 226V225H0ZM4 226H5V223H4ZM7 226V225H6ZM56 226V225H55ZM65 226V225H64ZM64 226H62V228L64 227ZM80 226V225H79ZM93 226V225H92ZM95 226V225H94ZM102 225H100V227H101ZM103 226H104V224H103ZM108 226V225H107ZM119 226V225H118ZM208 226V225H207ZM243 226V225H242ZM40 227H43L42 225L40 226ZM66 227V226H65ZM88 227V226H87ZM105 227V226H104ZM114 227V226H113ZM142 227V228H143ZM196 227V226H195ZM236 227H237V225H236ZM238 227H240V226H238ZM9 228H11V226L9 227ZM8 228V229H9ZM44 229H45V227H43ZM51 227L49 226V228L48 229H50ZM55 228V227H54ZM52 229L51 228V230H52V234H51V236H49L50 237V239H53V238H56L55 236H53L54 234L57 236V234L56 233H58V231L56 232V230L55 229ZM57 228V227H56ZM60 228V227H59ZM61 228V232H63L64 230ZM73 228H75V227H73ZM80 228V227H79ZM85 228V227H84ZM83 228V229H84ZM112 228V227H111ZM116 228H120V226L119 227H116ZM122 228V227H121ZM120 228V229H121ZM148 228V229H147ZM226 228V227H225ZM2 229H4V228H2ZM47 229V228H46ZM65 229V228H64ZM70 229H71V227H70ZM76 229V228H75ZM82 229V230H83ZM95 229V228H94ZM102 230H103V228H101ZM107 229V228H106ZM110 229V228H109ZM196 229V228H195ZM194 229V230H195ZM207 229V228H206ZM244 229H245V227H244ZM260 229V228H259ZM73 230L74 229H71V230H69V231H72L73 232ZM77 230V229H76ZM81 230V229H80ZM99 230V229H98ZM117 230V229H116ZM116 230H114L115 232H116ZM121 230H125V232H126V229H121ZM140 230H142V229H140ZM197 230V229H196ZM195 230V231H196ZM205 230V229H204ZM230 230V229H229ZM247 230V229H246ZM3 231H5V230H3ZM2 231V232H3ZM33 231V230H32ZM41 231V230H40ZM43 231V236H44V234H45V232L47 231H45L44 232V230H42ZM49 232H50V230H48ZM68 231V230H67ZM67 231H65L64 233L66 234V232ZM68 231V232H69ZM75 231V230H74ZM78 231V230H77ZM86 231V230H85ZM95 231V230H94ZM112 231V230H111ZM119 231V230H118ZM202 231V230H201ZM214 231V230H213ZM212 231V232H213ZM228 231V230H227ZM232 231V230H231ZM230 231V232H231ZM235 231V230H234ZM245 231V230H244ZM248 231V230H247ZM246 231V233H248ZM262 231V230H261ZM260 231V232H261ZM2 232L0 233V235L2 234ZM67 232V233H68ZM80 232V231H79ZM88 232V231H87ZM99 232V231H98ZM105 232V231H104ZM113 232V231H112ZM124 231H122V233H124V234H126ZM129 232V231H128ZM128 232H127V234H128ZM141 232V231H140ZM139 232V233H140ZM142 232V233H143ZM203 232V231H202ZM202 232H199V233H201V234H203ZM209 232V231H208ZM211 232V231H210ZM211 232V233H212ZM6 233H8L9 234V232H7L6 231ZM35 232H33V234H34ZM41 233V232H40ZM39 233V230L37 231V234H40ZM46 233H48V232H46ZM60 233V232H59ZM75 233V232H74ZM90 233H93V231L92 232H90ZM95 233V232H94ZM100 233H101V231H100ZM110 233V232H109ZM108 233V234H109ZM114 233V232H113ZM119 233V232H118ZM122 233H121V231H120V234H116V236H117V238H120V235H122ZM142 233H140L141 235H143ZM225 231H223L222 229L220 230V228L218 229V232H217V234H211V238L212 237H218V236H222V235H225ZM258 233V232H257ZM256 233V234H257ZM263 233V232H262ZM32 234V235H33ZM65 234H63V236L65 235ZM76 234V233H75ZM80 234V233H79ZM83 234H84V232H83ZM86 234H89V233H86ZM97 234V233H96ZM102 234V233H101ZM122 235V236H125V235ZM127 234H126V236H127ZM139 234V235H140ZM232 234V233H231ZM255 234V235H256ZM3 235V234H2ZM4 235H5V237H6V234H5V232H4ZM42 235V234H41ZM47 235L48 234H46V237H47ZM69 235H71V232H69ZM78 235V234H77ZM76 235V236H77ZM91 236H92V234H90ZM99 235V234H98ZM194 235V233L192 234V236ZM210 235V234H209ZM234 235V234H233ZM244 235H246L245 234V232H244ZM261 235V234H260ZM13 236V235H12ZM11 236V237H12ZM17 236V235H16ZM40 236V235H39ZM43 236H40V237H43ZM52 236H53V238H52ZM59 236V235H58ZM60 236L62 237V235L60 234ZM74 236V235H73ZM83 236H85L86 237V235H83ZM89 236V235H88ZM115 236V237H116ZM145 236H143L144 238H145ZM208 236V235H207ZM231 236V235H230ZM239 236H240V234H239ZM243 236V235H242ZM252 236V235H251ZM257 236V235H256ZM8 237V236H7ZM10 237V236H9ZM45 237V236H44ZM68 238H69V236H67ZM81 237V236H80ZM114 237V238H115ZM129 237V236H128ZM128 237H126V238H128ZM142 237V236H141ZM194 237H196V235L194 236ZM193 237V238H194ZM210 237V236H209ZM232 237V236H231ZM241 237V236H240ZM258 237V236H257ZM261 237V236H260ZM39 238V237H38ZM57 238H59V237H57ZM56 238V239H57ZM73 238V237H72ZM112 238V240H113V236L111 237ZM117 238H115V239H117ZM125 238V237H124ZM126 238H125V240H126ZM137 238H139V236H137ZM197 238H199L198 236H197ZM197 238H195V240L197 239ZM202 238V237H201ZM235 238V237H234ZM9 239V238H8ZM11 239V238H10ZM43 239H45V238H43ZM42 239V240H43ZM56 239L54 240V241H56ZM61 239V238H60ZM74 239V238H73ZM86 239V238H85ZM96 239V238H95ZM103 239H105V238H103ZM106 239H107V237H106ZM121 239V238H120ZM136 239V238H135ZM141 240H142V238H140ZM207 239V238H206ZM210 239V238H209ZM208 239V240H209ZM237 239H238V236H237ZM258 239H259V237H258ZM29 240V239H28ZM41 240V239H40ZM53 240L51 241V240H48V242H50L51 241V243L53 242ZM63 240V242H65V241H67V239L65 238V241H64V239H62ZM61 240V241H62ZM71 240V239H70ZM76 240H79V239H76ZM76 240H75V242H76ZM87 240H88V237H87ZM86 240V241H87ZM89 240H91L90 238H89ZM93 240V239H92ZM109 240H110V238H109ZM118 241H119V239H117ZM124 240V241H125ZM132 240H134V239H132ZM194 240V239H193ZM194 240V241H195ZM218 239H216V241H217ZM222 240H224V239H221V241ZM239 240V239H238ZM241 240V239H240ZM60 240L58 239V242H59ZM72 241V240H71ZM70 241V242H71ZM85 241V242H86ZM95 241V240H94ZM97 241V243H98V241L99 240H96ZM95 241V242H96ZM102 241V240H101ZM101 241H99V242H101ZM104 241V240H103ZM107 241V240H106ZM115 240H113V242H114ZM120 241H123V240H120ZM123 241V242H124ZM127 241H128V239H127ZM135 241V240H134ZM137 241V240H136ZM144 241V240H143ZM142 241V242H143ZM147 241V240H146ZM145 241V242H146ZM149 241V240H148ZM193 241V242H194ZM215 241V240H214ZM220 240H219V242H221ZM227 241V240H226ZM242 241V240H241ZM240 241V242H241ZM47 242V241H46ZM57 242V241H56ZM63 242H61L60 244L58 243V244H56L55 242L53 243V244H55V245H62V244H64ZM68 242H69V240H68ZM74 242V240H73V242L71 243V245L73 244V243H75ZM78 242V241H77ZM82 242V241H81ZM93 242V241H92ZM91 241H90V243L91 244H93ZM116 242V241H115ZM114 242V243H115ZM139 242H140V240H139ZM144 242V243H145ZM150 242V241H149ZM192 242V241H191ZM192 242V243H193ZM210 242H212V241H210ZM218 242V241H217ZM246 242V241H245ZM245 242H243L242 241V243H243V245H247V244H245ZM34 243V242H33ZM80 243V242H79ZM88 243V247H89V249L88 250H90V253H89V251H88V253L89 254H91V256H93V259H91V260H87V259H85V255H87V254H84V255H82L83 254V251H81L82 252V254H81V252H79L80 254H81V256L79 255V253H78V255H76V257L74 256V258H73V260H72V262L75 264H104L103 262L105 261V260H103V259H105V256H103V254L102 253H104V252H102L101 251V248H100V246H98L97 245V243H96V245L95 244H93V246H89V241L87 242ZM86 243V244H87ZM104 243V242H103ZM118 243H120V242H118ZM136 243L137 242H135V245H136ZM141 243V242H140ZM204 242H202V244H203ZM213 243V242H212ZM237 242L235 241V244H236ZM29 245H30V243H28ZM36 244V243H35ZM41 244V243H40ZM53 244H44V242H43V244H41L42 246H46V245H53ZM65 244H68V243H65ZM64 244V245H65ZM70 244V243H69ZM68 244V245H69ZM80 244H82V243H80ZM90 244V245H91ZM98 244H100V243H98ZM117 244V243H116ZM121 244H123V243H121ZM132 244V243H131ZM189 244L190 243H188V245H187V247L189 246ZM195 244V243H194ZM198 244V243H197ZM218 244V243H217ZM3 245V244H2ZM8 245H10V244H8ZM31 245H33V244H31ZM54 245V246H55ZM67 245V246H68ZM74 245V244H73ZM79 246L80 247V245H78V243L76 244L75 243V246ZM101 245H102V243H101ZM143 245H145V244H143ZM165 245V244H164ZM222 245H224V244H222ZM221 245V246H222ZM232 245V244H231ZM241 245V244H240ZM35 246V245H34ZM39 246V245H38ZM41 246V247H42ZM45 246H44V248H45ZM57 246V247H58ZM63 246V245H62ZM67 246H65V249L66 250H68V248H73V246L72 247H70V246H68V248H66ZM84 246V244H82V246L81 247H83ZM106 246H108L107 244H106ZM105 246V247H106ZM110 246V245H109ZM108 246V247H109ZM114 246H116V245H114ZM120 246V245H119ZM123 246V245H122ZM127 246H129V245H127ZM141 246V245H140ZM166 246V245H165ZM193 246V245H192ZM200 246H201V244H200ZM213 246V245H212ZM217 246H219V244L217 245ZM230 246V245H229ZM228 245L226 246L225 245V247L226 248H228L229 247ZM233 246V245H232ZM239 246V245H238ZM12 247V246H11ZM24 247H25V245H24ZM47 247H49V246H47ZM88 247H85L84 249L86 250V248H88ZM102 247V246H101ZM104 247V248H105ZM132 247H133V244H132ZM131 246H129V250H132L131 248H132ZM135 247H137V246H135ZM144 247V246H143ZM146 247V246H145ZM144 247V248H145ZM157 247H159V246H157ZM164 247V246H163ZM184 247H186V246H184ZM202 247V246H201ZM222 247H224V246H222ZM221 247V248H222ZM224 247V249L225 250H227L228 251V249L230 250V247L228 248V249H226ZM234 248L235 247H237L236 245L235 246H233ZM232 247V248H233ZM246 247V246H245ZM248 247V246H247ZM26 248V247H25ZM31 248H32V246H31ZM52 248V247H51ZM55 248V247H54ZM58 248H60V246L58 247ZM103 248V247H102ZM107 248V247H106ZM106 248L104 249L105 251H106ZM110 248H112V247H109L108 249H110ZM121 248V247H120ZM138 248V247H137ZM144 248H142V249H144ZM162 248V247H161ZM166 248V247H165ZM164 248V249H165ZM182 248V247H181ZM189 248V247H188ZM192 248V247H191ZM214 248V247H213ZM231 248V250L233 251V250H235V249H232ZM30 249V248H29ZM34 249H35V247H34ZM40 249L41 248H39L38 250L40 251ZM53 249V248H52ZM57 249V248H56ZM64 251H65V249L64 248H62ZM60 250V251H63V250ZM76 249V248H75ZM114 249H115V247H114ZM118 249V248H117ZM117 249H115V250H117ZM123 249V248H122ZM201 249V248H200ZM237 249V248H236ZM238 249H240V247L238 248ZM54 250V249H53ZM77 250H80V249H77ZM113 250V249H112ZM125 250V249H124ZM129 250L127 251L126 250V252L124 253V256H123V258H122V256L120 255V257L122 258L121 259V261L120 260H118V261H120V263H123V261L125 262L126 261V256L127 255H133V254H135V252H136V250H135V252L134 251H132V252H134L133 254L132 253H129V254H127L128 252H129ZM140 250V249H139ZM162 250V249H161ZM185 250V249H184ZM187 250V249H186ZM189 250H191V249H189ZM189 250H187V251H189ZM211 250V249H210ZM212 250H214V251H216V250H218V247H215L214 249H212ZM223 250V249H222ZM224 250V253L226 252ZM230 250V251H231ZM58 252L59 254H57V250H56V255H60V254H62V252ZM68 251H71L70 249L68 250ZM72 251H74V250H72ZM71 251V252H72ZM111 251V250H110ZM109 251V252H110ZM114 251V250H113ZM117 251H119V250H117ZM120 251H121V249H120ZM141 251V250H140ZM149 251H150V249H149ZM176 251H178V252H180L179 250H176ZM182 251H183V249H182ZM181 251V252H182ZM192 251V250H191ZM207 251V250H206ZM220 251H221V249H219V251L217 252V254H216V256H212L210 259V262L209 263H206V264H244V263H242L241 261L243 260V258L241 259L240 258V256H239V251L240 250H236V251H234V253L232 254V255H230V256H228V257H223L221 254H223V253H220ZM229 251V252H230ZM244 251H246V250H244ZM42 252H43V247H42ZM55 252V251H54ZM53 252V253H54ZM71 252H70V255H71ZM85 252H87V251H85ZM84 252V253H85ZM107 252V251H106ZM115 252V251H114ZM122 252V251H121ZM120 252V253H121ZM175 253V254H172V253ZM186 252V251H185ZM213 252V251H212ZM227 253V255L228 254H230V253ZM242 252V251H241ZM240 252V253H241ZM37 253V252H36ZM40 253V252H39ZM45 253V251L43 252V254ZM64 253V252H63ZM68 254H69V252H67ZM75 253V252H74ZM77 253V252H76ZM111 253V252H110ZM116 253V252H115ZM119 253V252H118ZM138 252H136V254H137ZM143 253V252H142ZM152 253V252H151ZM154 253V252H153ZM190 253V252H189ZM199 253H201V252H199ZM203 253V252H202ZM201 253V254H202ZM216 253V252H215ZM245 253L246 252H244V255H245ZM264 253V252H263ZM38 254V253H37ZM43 254H41V256L43 255ZM47 254V253H46ZM65 254H66V252H65ZM67 254V255H68ZM107 254H109V253H107ZM172 254V255H171ZM207 254V253H206ZM242 254H243V252H242ZM27 255H28V253H27ZM33 255H34V253H33ZM50 255H52L51 253L49 254L48 253V255L47 256H50ZM54 255V254H53ZM115 255V254H114ZM114 255H112V256H114ZM117 255V254H116ZM115 255V257H117ZM139 255V254H138ZM209 255V254H208ZM224 255V254H223ZM226 255V254H225ZM37 256V255H36ZM35 256V257H36ZM46 255H45V257H47ZM65 257H66V255H64ZM64 256H62L63 258L62 259H64ZM69 256V255H68ZM67 256V257H68ZM85 256V257H84ZM90 256V255H89ZM112 257L110 254L108 255V257ZM135 256V255H134ZM140 256V255H139ZM138 256V257H139ZM145 256V255H144ZM150 256V257H151ZM172 258H171V257ZM194 256V255H193ZM34 257V256H33ZM32 257V258H33ZM34 257V258H35ZM38 257H40V255L38 256ZM38 257L36 258V261H37V259H38ZM44 257V256H43ZM42 257V258H43ZM55 257V256H54ZM70 257V256H69ZM129 257H131V256H129ZM136 258H137V255L135 256ZM148 257V256H147ZM171 258L170 260H168V258ZM190 257V256H189ZM206 257V256H205ZM33 258V259H34ZM49 258V257H48ZM57 258V257H56ZM59 258V257H58ZM60 258H61V256H60ZM88 259L90 258V257H87ZM113 258V257H112ZM111 258V259H112ZM127 258H128V256H127ZM259 258H263L264 259V257H260L259 256ZM40 259V258H39ZM69 259V258H68ZM68 259H66L65 258V260H67V262H68ZM114 259V258H113ZM118 259H119V257H118ZM129 260H131V258H128ZM132 259H133V257H132ZM139 259H141V258H139ZM174 259V258H173ZM183 259V258H182ZM187 259H188V257H187ZM245 259V258H244ZM30 260V258L28 259V261ZM42 260V262L45 260H43V259H41ZM41 260H40V262H41ZM60 260V259H59ZM70 260V259H69ZM115 260H117V259H114V262H115ZM137 260V262H138V259H136ZM148 260H149V258H148ZM147 260V258H146V261H148ZM186 260V259H185ZM189 260H191L192 261V259H188V261ZM31 261L32 260H30L29 262L31 263ZM33 261H35V259L33 260ZM49 261H50V259H49ZM61 261V260H60ZM60 261H59V263L58 264H61L60 263ZM64 261V260H63ZM264 261V260H263ZM262 260H261V263L263 262ZM38 263H39V261H37ZM56 262V261H55ZM66 262V263H67ZM71 262V261H70ZM106 262V264H110L111 263V261H110V263H108L107 261H105ZM129 262H131V261H129ZM136 262V261H135ZM134 262V263H135ZM136 262V264H138ZM140 262V261H139ZM156 262V263H157ZM172 262V261H171ZM184 262V261H183ZM204 262H206V261H204ZM208 262V261H207ZM27 263V262H26ZM35 263V262H34ZM33 263V264H34ZM51 263V262H50ZM54 263V262H53ZM73 263H70V264H73ZM117 263V262H116ZM140 263H142V261L140 262ZM186 263V262H185ZM192 263V262H191ZM197 263V262H196ZM258 263H259V261H258ZM28 264V263H27ZM37 264V263H36ZM39 264H43V263H39ZM47 264H48V261H47ZM68 264V263H67ZM112 264V263H111ZM124 264V263H123ZM126 264V263H125ZM147 264V263H146ZM158 264V263H157ZM160 264V263H159ZM166 264H167V262H166ZM193 264V263H192ZM195 264V263H194ZM202 264V263H201ZM255 264H257V263H255Z\"/></svg>","mask_w":264,"mask_h":264},{"label":"flooded vegetation","instance_id":"flooded-vegetation-1","mask_svg":"<svg viewBox=\"0 0 264 264\" xmlns=\"http://www.w3.org/2000/svg\"><path fill=\"white\" fill-rule=\"evenodd\" d=\"M220 26H221V24H220ZM253 43V44H252ZM249 44H252L251 46L249 45ZM256 44V46H260V47H256V46H254ZM260 44V45H259ZM261 44H264V41L262 42V43H260V42H252L251 41V43H248V44H246V46H244V48L240 51V53L238 54V55H236V53H234L229 59V63L228 64H226V61H225V73H229L230 75L228 76V77H232L233 79H231V82H236L237 81V79H239L240 78V73H241V71L243 70V68H242V65H244V63H245V58L246 57H253L254 55H262L261 53H260V51H264V46L262 47V45ZM248 45V46H247ZM250 46V47H249ZM255 47V48H254ZM256 50V51H255ZM236 51V50H235ZM234 52V51H233ZM237 52V51H236ZM237 56H239L238 58H236V61H235V57H237ZM0 58H2V57H0ZM238 61V62H237ZM247 61V60H246ZM202 81V80H201ZM214 81L216 82V80L214 79ZM205 82V81H204ZM208 84V83H207ZM221 85V84H220ZM247 86H249V87H251L250 85H247ZM252 86H255V85H252ZM214 88H217L218 87V85H214L213 86ZM23 110H25V109H23ZM22 113V112H21ZM20 113V114H21ZM20 114L18 115L19 117H16V118H14L12 121H10L9 122V124H11V125H14L16 122L17 123H19L20 125H18L17 127H15V126H11L10 128H9V132H12L13 131V135H14V137L15 136H17V134H18V136H20L21 135V137H15L14 138V140L17 142V143H22L23 144V146H24V148L27 150V154H25V155H28V156H26L27 157V159H28V161H31V162H29V165L31 164L32 165V162L34 163V160H32L33 158V156H35L34 157V159H35V161H37L38 162V164L37 165H35V166H40V169L39 168H37V169H35L32 173L31 172H29L28 174L30 175V177H31V179L32 178H34V179H32V181H30L31 179L29 178V175H28V178L30 179L29 181L30 182H33L32 184L29 182V185L28 186H25L24 187V190H23V188L21 189V188H19V193H17V194H20V193H22L21 195H18L17 196V194H15L16 196H12L13 198L11 199L10 197L11 196H8V197H6L7 199H9V201L7 202V199L4 197V196H1L0 197V215L3 213L4 215H2V216H0V217H2V218H4V220H0V229H2V228H6V227H14V226H16V225H22V224H25V226H26V228H28V226H32V229H35L36 228V226H43V227H45V228H47V227H49V225L50 224H44L45 222H43V221H40V220H42L43 218H45L44 217V215L46 214V213H48V211L47 212H42V209L44 208V206H42V204L43 203H46L45 202V198L44 197H46L45 195L46 194H49V193H54V191L56 192V193H58L57 192V190L60 192V191H62V189H60V188H58V186L59 185H62V184H59L60 182L62 183V178H60V180L58 179V181H57V178H59L60 176L62 177V175L60 174V173H63V171H61V172H57L56 171V176H59V177H54L55 179L54 180H51L50 181V183H56V185L55 186H53V185H49V186H45V185H40L41 183V181L43 182V179H46L45 177H42L43 175H46L47 173L45 172L49 167H51V165L50 164H52V166H54L55 164L56 165H58L59 163V167H60V169H62L63 167H64V165H61V162H65L66 161V157H65V154H66V145H67V142L66 141H68L67 140V137H68V135H67V130H65L64 131V129H63V125H62V122L64 121H66V116L63 118L62 117V115L63 114H61L60 116H57V117H54V118H51V119H48V122L46 123V125H44V126H39V127H34V129L35 130H33V133L35 134H33V133H28L29 131L27 130V129H29V128H26L27 126H28V123L24 120V118H26L27 116H28V114H25V111H24V114H21L22 116H20ZM23 118V119H22ZM52 120H54V121H52ZM26 123H27V125H26ZM58 124V125H57ZM14 127V128H13ZM12 128V129H11ZM24 128V129H23ZM10 129H11V131H10ZM26 129V130H25ZM40 130V131H39ZM17 131V132H16ZM26 131H28L27 133H26ZM0 133H2V130H0ZM15 133H16V135H15ZM7 136H8V138L9 139H11L10 138V135L9 134H7V133H5ZM28 134V135H27ZM66 136H65V135ZM1 135V134H0ZM6 135H5V137H6ZM57 136H58V138H57ZM13 137V136H12ZM30 137H32V138H30ZM20 138V139H19ZM28 140H27V139ZM63 138V139H62ZM13 139V138H12ZM23 139V140H22ZM39 141V142H37V141ZM52 140H55V141H58V142H56V143H53V144H50V151L48 152L49 154H51V155H49L47 152H46V154H45V152H44V148H42V144H45L46 145V143H48V142H51ZM60 140V141H59ZM34 141V142H33ZM64 141V142H63ZM43 142V143H42ZM66 142V143H65ZM64 143V144H63ZM62 144V146H60V145ZM34 145H35V147H34ZM38 145V146H37ZM39 145H41V147H39ZM53 145V146H52ZM58 145H59V147H58ZM1 147H3V145L1 146ZM57 147V148H56ZM61 147V148H60ZM64 147V148H63ZM38 148V149H37ZM53 148H55V150H56V152L53 150ZM34 149H36V150H34ZM64 150V152H63V150ZM39 150V151H38ZM60 150H62L61 152H59ZM29 151H30V153H29ZM51 152V153H50ZM55 152V153H54ZM59 152V153H58ZM34 153V154H33ZM63 153V154H62ZM65 153V154H64ZM43 154V155H42ZM45 154V155H44ZM53 154H55V155H53ZM59 154H60V156H59ZM48 155V156H47ZM57 155V156H56ZM31 156V157H30ZM45 156V157H44ZM47 156V157H46ZM52 157H54V158H52ZM32 158V159H31ZM41 158H43V159H41ZM45 158V159H44ZM56 158V159H55ZM59 158V159H58ZM62 159H64V160H62ZM41 160V161H40ZM43 160V161H42ZM49 160V161H48ZM60 160V161H59ZM52 163H51V162ZM57 162V163H54V162ZM41 163V164H40ZM50 163V164H49ZM46 164H48V165H46ZM46 167V168H45ZM62 167V168H61ZM35 168V167H34ZM45 169V170H44ZM38 173H39V175H38ZM43 173V174H42ZM37 174V176H39L38 178L36 177V179H35V175ZM40 174H42V175H40ZM32 175H34L33 177H32ZM39 179V180H38ZM38 180V182H36ZM65 180H66V178H65ZM53 181V182H52ZM55 181H57V182H59V183H57V182H55ZM38 184V185H37ZM31 186V187H30ZM34 186V187H33ZM51 186V187H50ZM45 187V188H44ZM53 188L54 189V191H51L50 189H48V188ZM55 187H56V189H55ZM29 188V189H28ZM47 188V190L46 191H49V193H46V191H45V189ZM23 190V191H25L26 189H28V191L29 190H31L30 192H28L27 190L25 191V192H23V191H21V190ZM60 189V190H59ZM43 191V192H42ZM26 192H28V193H26ZM23 193H24V195H23ZM61 193V192H60ZM17 197V198H16ZM26 198V197H29V200H28V202H26L25 204H24V206L23 207H19L18 205V203L17 202H19L20 203V201L23 199V198ZM5 199L6 200V202L7 203H5V201L3 202V200L2 199ZM43 198V199H42ZM21 199V200H20ZM8 206V207H7ZM4 207V208H3ZM6 208V209H5ZM5 209V210H4ZM3 210V212L1 213V211ZM15 212L16 213H18V216H16L15 215ZM41 218V219H38V218ZM39 220V221H38ZM2 221V222H1ZM5 221V222H4ZM41 222V223H40ZM4 223H5V226H4ZM7 225V226H6ZM46 225V226H45ZM43 227H41L40 229L41 230H45Z\"/></svg>","mask_w":264,"mask_h":264}]
</instances>
